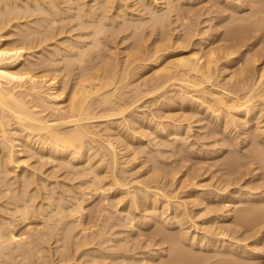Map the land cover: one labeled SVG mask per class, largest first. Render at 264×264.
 Here are the masks:
<instances>
[{
  "label": "bare ground",
  "instance_id": "bare-ground-1",
  "mask_svg": "<svg viewBox=\"0 0 264 264\" xmlns=\"http://www.w3.org/2000/svg\"><path fill=\"white\" fill-rule=\"evenodd\" d=\"M66 1H68V0H66ZM110 1V0H109ZM125 1V0H124ZM255 1V0H254ZM257 1V0H256ZM255 1V2H256ZM254 2V4L256 5V3H258V2H260L259 0L255 3ZM264 1H262V3H263ZM61 3H63V2H61ZM60 3V4H61ZM83 3H86V1L84 2H82L81 4L83 5ZM261 2L260 3H258V4H260L261 6H260V8H258L257 6H259L258 4L255 6V7H253V8H256L257 7V11L256 10H254V11H256L257 13L259 12L258 11V9L260 10L261 8H262V4ZM81 4H79V5H81ZM110 4V3H109ZM241 4V3H240ZM59 1L58 0H0V180H1V182L2 183H0V185H2V187H0V202H1V200L4 198L5 200H7L8 198V200L6 201V202H4V201H2V203H0V204H2L1 206H0V209L2 210V208L4 207H8V209H10V211L12 210V208H10L9 207V205H6V204H10V202H12L11 204H13V206H15V205H17V203H18V200H19V198H21L20 197V195L18 196H15V192L14 191H16V194L18 193L17 192V190H18V187H17V185L18 184H16V183H18L20 180H19V178H28V180H29V182L31 183V181H32V183L33 182H36V186H35V190L33 191V190H31L30 191V189L28 188V186H27V188L29 189V191H30V194H28V195H30V199L32 198L33 199V201H35V200H37L38 198L37 197H39L40 195H44V194H42V189L44 188L45 189V187H47L48 186V184L46 183V178H47V176H41L40 174H39V172L40 171H38L37 173H36V164H34V167L35 168H32V169H29V163H28V160H30V157H33V156H38L37 158H39L38 160H40V161H38V162H40V165L41 166H43L44 164H45V162H46V160H51L52 162H54V161H56L57 163H58V161L60 160L61 162L63 161V162H67V164L68 163H71V164H68V166L71 168V165H75L74 163H76L77 161L79 162V161H81V162H85L86 163V161L87 162H89L90 160L92 161L93 159H91V157L93 156L92 155V153L94 152H92V153H89L90 152V150H91V147H90V145H92V144H95L96 145V152H94V154H96L97 152L99 153H101V158L103 159V161H102V159H101V162H104V160H106L107 162H106V165L107 164H109V165H107V166H109V168H110V173L112 172V177H110L111 175L109 174V173H107V174H109V175H107V174H105V172H101L102 174H98V181H99V184H100V182H102V181H104V180H106L107 178H110L109 179V182H106V184H103L102 186H97L98 188H100L102 191H104V192H106L107 190H110V186H112V185H116L115 187H117L118 189H124V188H126V193H127V195L126 196H124L123 197V199H125L126 198V200H127V202H126V200H125V202H126V204H124V205H121V206H119V202L121 201L122 202V198H115V200H117V201H115V202H113V203H115L116 204V207H114L116 210H113V211H115V213L117 212V217H120V215H121V217L123 218V216H124V218L126 217V219H128V221H126V222H128V225H129V223L130 224H132V227H134L135 225H136V222L137 221H139V220H136V219H138V217H137V215H139V214H137V213H139V212H141L142 210H146V208L147 207H149V205H151V204H149V201L151 200L150 198H153L154 196H158V195H160L161 197L162 196H164V198L166 199V200H164V201H166L168 204H169V201H170V199L171 198H175V197H177V191L176 190H179V189H176V190H167V187L169 186L170 187V185L168 184V186L166 187V182H168V180L165 182V183H161L160 181H161V179H164V178H166L165 177V174L164 173H169V170H172L173 169V167H172V169L171 168H168L167 166H169L168 164H167V166H166V164H165V167L167 168V169H169L168 171L167 170H164V169H160V168H162V165L165 163H163V164H158L159 166H160V168L156 165V168L158 167L159 169H160V171H159V173H158V171H157V169L156 168H153V165H152V167H151V170H152V168L153 169H155V171H157L155 174L156 175H154L153 177L158 181L157 183H158V185H155V187H153V186H151V185H153V184H151V185H149V184H147V183H144V185H142V186H139V187H137L136 186V188H129L127 185H128V182H126V181H128V180H125L126 178H124V176H123V178H122V176L120 175V173H118L117 174V170H116V168H117V166L119 165V163H118V159L120 158L119 156H121V155H119V151H121V149L119 150L118 148H119V146L117 145V143L115 144V142L113 141L114 139H115V137L117 136V134H116V136H114V138L113 137H110V135H112V133L110 132V133H108L107 134V132H109V130L108 129H113V128H115V127H112V126H114V125H112V124H114L115 122V120H117V119H119V118H121V117H127L126 115H127V113H128V111H131L133 108H136L135 106H138L139 104L138 103H140L139 101L141 100V98L142 97H145V96H148V97H155V96H158V98H160V97H163V96H165V94H167V92H168V96H169V91L171 90V91H174L175 92V94H176V96H177V98L179 99L177 102H179V104H181V105H184V104H186L187 102H190L191 104L190 105H192V106H195V107H197L198 109H199V112H201L202 114H203V116H204V118L206 117V118H209V120H211L212 122H215V123H217L218 124V127L216 128V130L218 129L219 131H221V130H224L231 138H232V140H235V142L237 143V145L239 144H243V143H246V142H248V144H250L252 141H254V140H252V136L251 135H249L248 136V138H244V139H238V137H236V136H234V135H232V133H233V131L235 130V132L236 133H240V134H242L241 132L243 131V132H246V133H251V131H254V130H252L251 128H250V124H252L253 123V121H255V122H259L260 124H261V122H263L264 121V68H263V70H261V71H259L258 73H260V76H259V74L257 73V75L259 76L258 78L255 76L256 75V72H255V74L253 75V73L252 72H254V70H256V68H254L256 65H255V63L253 62V59H256V58H247V56L249 57V55L251 56V54H249V51L248 50H246V51H243L242 52V54L240 53V55H237V53L238 52H240L242 49H245L244 47H245V45L247 44V40L248 41H250V39H251V36L253 35H243V34H241V33H243V32H245V31H248L249 30V28L251 29H254L255 30V28L258 30V28L260 29V28H262L263 29V27H264V12H263V10H264V7H263V10H262V12H259V14H257V13H253V9H252V13L250 14L251 15V19H250V21H249V19H248V21L246 20L245 22H247L248 24H245V25H252V26H254V28L253 27H248V26H245L244 25V27H243V23L241 22V26L239 25V24H237V27H236V25H234L233 27H231L232 29H234L233 30V38L234 37H236V38H234V39H231L230 41L231 42H229V44H227L226 45V47H222V45H221V49H224L225 50V54H224V56H230L229 57V63H226V64H224L223 65V67H227L228 65H230V62L231 63H233L234 61H235V59H237V58H239L240 59V61H242V66H241V70H239V75H240V77L239 76H237V78H238V82H237V84H235L236 82H234V84H235V86L233 87L232 86V84H231V82H230V84H231V88H229L228 89V87H226L225 88V86L226 85H224V86H221L220 84H216V83H214V84H216V85H214V84H212L213 82L212 81H214V79H216L217 77H219V74H220V66L218 65L219 64V62H220V60L222 59V57H223V55H222V51L220 50V49H218V48H215V46H214V48H210L206 53V55H203V54H200V52H197L198 50H196V51H194L193 52V54H188V55H184V54H180V55H178V57L177 56H175V60H174V57L172 58V59H170L169 58V60L167 59V62H165V60L164 61H162L163 60V57L164 56H166V55H168L170 52H171V49L173 48H171L170 49V44L168 43V44H166L167 42L166 41H169L171 38H170V36H167L166 35V37H164V38H162V39H164V40H162L161 38V40L163 41V43L164 42H166V43H162V45H159L158 46V48H157V52L155 53V54H151V55H149V56H145L147 53H145L144 51H146V49H145V47H144V43H143V40H144V38L142 39V36H140L139 35V41H137V40H135L136 41V43L138 44L137 46H136V48H135V50L133 51L134 53H132V55H135V57H134V59H132L130 62H128V65L129 64H131L133 61L135 62L136 60H141V61H147V63L145 62V63H141L140 64V68H147L148 66H150V65H154V66H156V68H154V70H153V72L152 73H150V76H145L144 78V81H145V85H143L144 87L146 86V88H145V90H142L141 89V87H140V89L139 88H132L131 90H133V92L134 93H132V95L130 96V94L128 95V93L125 91V85H126V80H124L127 76H129L130 75V69L128 70V67H127V71L126 72H124V75H123V77H122V75L121 74H119L120 72L119 71H117L115 68H113V66L114 65H111V61H112V58H114L113 56H115L116 54H115V51L114 52H112L113 54H115V55H113L110 51L112 50V48L109 50H107V51H109L110 53H107V54H105L104 55V51L106 52V50H104L103 52H98L97 50H96V52L97 53H100L99 54V56L101 55V56H103V57H105V64H104V66L103 65H100V64H98L99 62H101V61H97L98 63L96 64L95 62H96V59H95V61L93 62V64L95 63V65H100L99 67L98 66H94L91 62H89V61H92L90 58H88L87 60H88V62L89 63H91L90 65H88V66H86L87 67V69L85 70V72L83 71V72H81L80 71V74H79V76L77 75V73H76V75H77V77L78 78H76L77 79V82H75V80H74V84H73V86L71 87V89L68 91V92H66L65 93V89H66V87L68 88V86H67V84L65 85V84H63L64 83V80L62 79L61 81L63 82L62 84H61V81H57L58 79H60V78H57V79H54V78H56L55 76H57L58 74H57V70H56V66L54 67L55 69H53V65H52V63H54V61L51 63L50 61L51 60H53L51 57H49V55H50V53L52 52L53 53V51H51V50H49L50 51V53H49V55L48 56H44V55H46V54H48L47 52H46V54H44L45 52H44V49L46 48L45 47V45H43L44 43H46L48 40L50 41L52 38H54L55 36H57V33H58V30H57V32H55L54 31V29H52V28H54V27H52L51 28V26H55V21H56V19H55V16L54 17H52L53 15H55L56 13V11H52V7L51 6H53V7H58L59 8ZM81 5V6H82ZM106 5H108V4H105V6ZM149 5V4H148ZM234 5V4H233ZM236 5V4H235ZM51 8H50V7ZM77 6V5H76ZM110 6V5H109ZM111 6H114V5H111ZM149 6H151V5H149ZM148 6V7H149ZM238 6V5H237ZM241 6V5H240ZM254 6V5H253ZM108 7V6H107ZM121 9L123 10H121V12H124L123 14L125 15V13H128V8L130 7V6H127V5H125V3H122L121 4ZM154 7V6H153ZM231 7V6H230ZM68 8V7H67ZM66 8V9H67ZM71 8H73V7H71ZM70 7L68 8V10L70 11V9H71ZM109 8V7H108ZM131 8V7H130ZM155 8V7H154ZM232 8V7H231ZM63 9V8H62ZM61 9V10H62ZM118 9V8H117ZM149 9V8H148ZM236 9V8H235ZM53 10H56V9H54L53 8ZM60 10V11H61ZM91 9H89V11H90ZM37 11L38 12H42L41 14H42V16H41V20L43 21H41L42 23H44V21L46 22L45 24H43L42 25V23L40 24V22H38L39 20L38 19H36V20H38L37 21V23H38V26L40 25V26H42V27H40L39 26V28L41 29H39L38 28V26H37V24H36V26L37 27H35V29H34V26L32 25V27H31V25L29 26V25H27V28L30 30H28L27 28H21V37L18 39L19 41H20V44H18V45H15V44H17L16 42H19L18 40L15 42V41H11V40H8L9 38V36H10V34L14 31V29L12 28L13 26H14V28H16V26H19V27H17L18 29L20 28V25H21V22L22 21H24V24H25V20H27V19H25V20H21V19H23V17L24 16H28L29 18H30V15H32V16H34V14L36 15L37 14ZM64 11V10H63ZM62 11V12H63ZM66 11V10H65ZM88 11V10H87ZM106 11H107V9H106ZM261 11V10H260ZM62 12H60V13H62ZM67 12V11H66ZM65 12V13H66ZM91 12V11H90ZM90 12H88L89 14H90ZM108 12V11H107ZM118 12H119V10H118ZM132 12V11H131ZM150 13V16H152V19L154 18L155 20H156V22L155 23H159V22H161V24L162 25H165V26H163V27H168V26H166V24H165V22L167 21L166 20V17H168V13L167 12H160L158 9H152L151 8V10L149 11ZM55 13V14H54ZM58 13H59V11H58ZM87 13V14H88ZM263 13V14H262ZM38 14H40V13H38ZM50 14H52V16L50 15ZM63 14H64V12H63ZM93 14V13H92ZM131 14V13H130ZM252 14H257V15H252ZM69 14H67V16H68ZM78 15V14H77ZM76 15V16H77ZM80 15L82 16V14H80L79 13V15H78V18L80 17ZM119 15H120V13H119ZM249 15V16H250ZM57 14H56V18H57ZM59 16H62V15H59ZM59 16H58V19H59ZM66 16V17H67ZM105 16H107L108 17V15H104V17ZM113 16H115V15H113ZM249 16H246L247 18H250ZM28 17H26V18H28ZM110 17V16H109ZM143 17V16H142ZM28 18V20L30 21L31 19H29ZM35 18H37V17H35ZM62 18H64V16L62 17ZM106 18V17H105ZM113 18V19H112ZM111 19L112 20H115L114 19V17H112ZM150 18V17H149ZM241 18V17H240ZM246 18V19H247ZM18 19H20L21 20V22L19 23V21H17ZM65 19V18H64ZM80 19V18H79ZM102 20V18H98V20ZM133 19V18H132ZM242 19V18H241ZM244 19V18H243ZM32 20H34V21H32V22H34V25H35V19H32ZM60 20V19H59ZM59 20H58V22H59ZM99 20V21H100ZM138 20H139V18H137V22H136V24L135 25H137V26H139L138 25ZM143 20V19H142ZM145 20H146V18H145ZM17 21V23L18 24H14V22H16ZM29 21H27L26 22V24L29 22ZM85 21H87V20H85ZM95 22V20L92 22L91 21V23L93 24V23H99L98 25H101L102 26V28H103V24L105 23H100V22H102V21H100V22ZM133 21H135V19L133 20ZM140 21V20H139ZM153 21V20H152ZM31 22V21H30ZM55 22V23H54ZM84 22V21H83ZM114 22V21H113ZM113 22H111V23H113ZM142 22V21H141ZM140 22V23H141ZM244 22V23H245ZM23 23V22H22ZM53 23H54V25H53ZM86 23V22H85ZM143 23H144V21H143ZM26 24H25V27H26ZM91 24V25H92ZM95 24H93L94 26V28H97V24L95 25ZM160 24V23H159ZM160 24V25H161ZM16 25V26H15ZM23 25V24H22ZM21 25V26H22ZM56 25H57V23H56ZM59 25V24H58ZM77 25H79V24H77ZM85 25V24H84ZM127 25H129V24H127ZM126 25V26H127ZM140 25H142V24H140ZM238 25H239V27H238ZM31 27V28H29V27ZM80 26V25H79ZM83 26V25H82ZM96 26V27H95ZM101 26H98V27H101ZM108 26H109V24H108ZM107 26V27H108ZM130 26V25H129ZM128 26V27H129ZM136 26V27H137ZM23 27V26H22ZM81 27V26H80ZM87 27V26H86ZM135 27V26H134ZM142 26H139V29L141 28ZM57 28V27H56ZM61 29H62V27H60ZM84 28V27H83ZM93 28V29H94ZM114 28H116V27H114ZM188 28V29H187ZM186 29H187V31L186 32H184L185 34H186V36L184 37L186 40H188V37H189V39H191L190 38V36L191 37H193V35H192V33H196V34H199V32H197V29H196V31H195V29H193L192 28V26L191 25H189V27H187ZM246 28H248L247 30H245ZM18 29H17V32H18ZM74 29V28H73ZM99 29V28H98ZM109 29V28H108ZM120 29V28H119ZM124 29V28H123ZM123 29H121V30H123ZM136 29H138V27L136 28ZM139 29H138V32H139ZM168 30H170L169 29V27L167 28ZM232 29H230V33L232 34ZM251 29V30H252ZM63 30V29H62ZM62 30H61V32H62ZM65 30V29H64ZM72 30V29H71ZM96 30V29H95ZM100 30L101 29H99V31L97 30L96 32H94V35H93V31L91 32V33H89L90 34V37H91V35H92V37L94 38V41H96L95 39H97L98 37H96L95 38V34L97 35L99 32H100ZM114 30V29H113ZM165 30V29H164ZM256 30V31H257ZM69 31V30H68ZM103 30H101V32H102ZM107 31V30H106ZM115 31V30H114ZM117 31H119V30H117ZM136 32H137V30H135ZM199 31V30H198ZM19 32H20V29H19ZM60 32V33H61ZM89 32V31H88ZM112 32V31H111ZM116 32V31H115ZM121 32V31H120ZM137 32V33H138ZM165 32V31H164ZM167 32V31H166ZM170 32H172L171 30H170ZM250 32V31H249ZM15 33H16V29H15V32H13L12 34L13 35H15ZM36 33H39V35H36ZM64 33V32H63ZM62 33V34H63ZM69 33H72V32H69ZM117 33V32H116ZM139 33H141V32H139ZM138 33V34H139ZM168 33V32H167ZM166 33V34H167ZM194 33V34H195ZM201 33V32H200ZM248 33V32H247ZM62 34H60V35H62ZM77 34V33H76ZM85 34V33H84ZM113 33H111L110 35H112ZM230 34V36H232ZM16 35H19V34H16ZM75 35V34H74ZM99 35V34H98ZM170 35H172V33L170 34ZM20 36V35H19ZM69 36V35H68ZM84 36V35H83ZM86 36V35H85ZM84 36V37H85ZM100 36V35H99ZM113 37L115 36V35H112ZM202 36H203V34H202ZM248 36H250V39H249V37ZM15 37V36H14ZM59 37V36H58ZM71 37H74V36H72L71 35ZM71 37H69L68 39H67V42H69V44H67V45H69L68 47H70L71 49L73 48L74 49V47H76V45L73 47V45H74V42H72V40H74V39H72ZM77 37V36H76ZM79 37H81V34H80V36ZM102 38H103V36H101ZM105 37V36H104ZM108 37V36H107ZM110 37V36H109ZM204 37V36H203ZM261 37V36H260ZM66 38V37H65ZM78 38V37H77ZM82 38V37H81ZM86 38H87V36H86ZM262 38V37H261ZM13 39V38H12ZM15 39H17V38H15ZM56 39H57V37H56ZM85 39V38H84ZM99 39H100V37H99ZM104 39H106V38H104ZM114 39V38H113ZM142 40V42H141V40ZM14 40V39H13ZM66 40V39H65ZM86 40V39H85ZM109 40H110V38H109ZM112 40V39H111ZM184 40V39H183ZM64 41V40H63ZM79 41V40H78ZM84 41V40H83ZM88 41V40H87ZM90 41H91V39H90ZM97 41H98V39H97ZM100 41H102L103 42V40L102 39H100ZM100 41H98L99 43H102V42H100ZM113 41V40H112ZM171 41V40H170ZM181 41H182V39H181ZM185 41V40H184ZM184 41H182V42H184ZM201 41H204V39L201 37ZM258 41V40H257ZM12 42H15L14 43V45H13V43ZM57 42V41H56ZM76 42V41H75ZM89 42V41H88ZM106 42V41H105ZM158 42V41H157ZM187 42V41H186ZM11 43V44H10ZM51 43V42H50ZM52 43H54V42H52ZM51 43V48H52V50H54L55 52H57L58 50H60L59 49V46H56L58 49H57V51H56V48H55V44L53 45ZM65 43V42H64ZM70 43H72V44H70ZM81 43V42H80ZM96 44L97 42H93V44ZM159 43V42H158ZM171 43V42H170ZM188 43V42H187ZM202 43V42H201ZM248 43H250V42H248ZM49 44V43H48ZM61 44H62V42H61ZM61 44H60V42H59V45L61 46ZM82 44V43H81ZM93 44L91 43V48L92 47H94L92 50H94V49H97V47H98V45H100V44H97V45H94L93 46ZM105 44V43H104ZM114 44V43H113ZM161 44V43H160ZM172 44H173V42H172ZM180 44H182V43H180ZM53 45V46H52ZM57 45V44H56ZM63 45V44H62ZM66 45V46H67ZM72 45V46H71ZM106 45V44H105ZM248 45V44H247ZM42 46H44L43 48H42ZM47 46V45H46ZM66 46H65V48H66ZM83 46V45H82ZM86 46H88V45H86ZM85 45L83 46V47H81V45H80V47H78L79 49V51H80V49L81 48H83V49H81V52H79V55L77 56V58L79 59V61L81 62V64H80V62L78 63L79 64V66L80 65H82V62H83V59H84V53L85 52H87L88 50V52L86 53L87 54V56L85 57V58H87V57H91L90 56V53L89 52H91V48H89L88 49V47H90V44H89V46L88 47H86ZM96 46V47H95ZM112 46V45H111ZM156 46H157V44H156ZM172 46V45H171ZM177 46V45H176ZM179 46V45H178ZM184 44L183 45H180V47L181 48H184ZM255 46V45H254ZM257 46V45H256ZM54 47V48H53ZM67 47V48H68ZM106 47H108V44L106 45ZM115 47V46H114ZM247 47V46H246ZM49 48V47H48ZM63 48H64V46H63ZM88 50H87V49ZM99 48H100V50L102 51V48L99 46ZM186 48V47H185ZM248 48V47H247ZM253 48V47H252ZM256 48V47H255ZM72 49V50H73ZM115 49V48H114ZM149 49H150V47H149ZM202 49V48H201ZM199 50V51H201V53H202V50ZM46 50V49H45ZM61 50H65V49H62L61 48ZM87 50V51H86ZM48 51V50H47ZM63 51H62V54H64L63 53ZM65 51H67V49L65 50ZM68 51H69V49H68ZM74 51H76V49L74 50ZM253 50L251 49V52H252ZM42 52V56H40V53ZM94 52V51H93ZM93 52L91 53V55H93ZM153 52V51H152ZM173 52V51H172ZM196 52V53H195ZM51 53V55L50 56H52L53 54ZM58 53V52H57ZM66 53V52H65ZM70 53L71 54H69V55H72V53L73 52H71V50H70ZM89 53V54H88ZM143 53H145L144 54V56H143ZM182 53H184V52H182ZM189 53H192V51L191 52H189ZM59 54V53H58ZM205 54V53H204ZM89 55V56H88ZM232 55V56H231ZM57 56V55H56ZM56 56H52V57H56ZM60 56V55H59ZM64 56V55H63ZM65 56H67V54L65 55ZM94 56H96V54H94ZM68 58H72V60H73V58L75 59V53H74V55H73V57L72 56H67ZM83 57V58H82ZM177 57V58H176ZM50 58H51V60H50ZM61 58V57H60ZM67 58V59H68ZM94 57H92V59H93ZM98 58V57H97ZM133 58V57H132ZM226 58V57H225ZM54 59H56V58H54ZM58 59V58H57ZM77 59V60H78ZM101 59V58H100ZM103 60L102 61H104V58H102ZM114 59H116V58H114ZM113 59V60H114ZM224 59V58H223ZM76 59H75V61H77ZM87 60H86V62H87ZM94 60V59H93ZM117 60V59H116ZM69 61V60H68ZM115 61V60H114ZM239 61V60H238ZM246 61V62H245ZM57 62V61H56ZM55 62V63H56ZM70 62V61H69ZM69 62L66 64L67 65V68H68V65H69ZM78 62V61H77ZM87 62V63H88ZM243 62H245L244 63V65H243ZM73 63V62H72ZM88 63V64H89ZM117 63H119V62H117ZM223 63V62H222ZM253 63H254V65H253ZM52 66H51V65ZM70 64H71V62H70ZM75 64V63H74ZM127 64V63H126ZM133 64V63H132ZM131 64V65H132ZM240 64V63H239ZM71 65H73V64H71ZM70 65V66H71ZM118 65V64H117ZM136 65V64H135ZM101 66H102V68H101ZM125 66V65H124ZM64 67V66H63ZM63 67H60V68H63ZM104 67V68H103ZM115 67V66H114ZM117 67V66H116ZM135 67V66H134ZM138 67V66H137ZM259 67H261V66H259ZM79 68V67H78ZM83 68V65L81 66V68H80V70H83L82 69ZM101 68V69H100ZM59 69V68H58ZM75 69H77V68H75ZM123 69V68H122ZM126 69V68H125ZM132 69V68H131ZM139 68H137V70H138ZM224 69V68H223ZM259 69V68H258ZM55 71V73L57 74V75H53V76H50V75H52L51 74V72L52 71ZM71 70L73 71L74 69H72L71 68ZM133 70V69H132ZM145 70V69H144ZM149 70V69H148ZM60 71V70H59ZM58 71V72H59ZM76 71V70H75ZM222 71V70H221ZM226 71V70H225ZM258 71V70H257ZM69 72H70V70H69ZM146 72V71H145ZM151 72V71H150ZM60 74V73H59ZM68 74V73H67ZM70 74V73H69ZM144 74V73H143ZM149 74V73H148ZM232 74V73H231ZM235 74V73H234ZM60 76V75H59ZM58 76V77H59ZM64 76H66V75H64ZM71 76V75H70ZM75 76V75H74ZM73 76V77H74ZM256 77V78H254V77ZM49 77V78H48ZM67 77H68V75H67ZM64 78V77H63ZM69 78V77H68ZM127 79V78H126ZM218 79V78H217ZM229 79V78H228ZM53 80H55V81H53ZM69 80V79H68ZM234 80V79H233ZM129 81V80H128ZM226 81V80H225ZM231 81V80H230ZM221 82H224V81H221ZM220 82V83H221ZM144 83V82H143ZM225 84L226 83H228L227 81L226 82H224ZM233 83V82H232ZM66 86V87H65ZM128 86V85H127ZM142 86V87H143ZM133 87V86H132ZM65 88V89H64ZM141 90V91H140ZM142 91H145L143 94H141L142 93ZM170 91V92H171ZM127 93V94H126ZM68 95V96H66L65 97V95ZM125 94L126 95H128V97L127 96H125ZM172 95V94H171ZM174 96V95H173ZM172 97V96H171ZM157 98V97H156ZM148 99V98H147ZM154 100H156V99H154ZM161 100V99H160ZM167 100V99H166ZM172 100V99H171ZM175 100H177V99H175ZM156 101H158V100H156ZM148 102H150V101H148ZM167 102V101H166ZM164 103V102H163ZM171 103V102H170ZM169 104V103H168ZM177 104V103H176ZM151 105V104H150ZM163 105H165V104H163ZM163 105H162V107H163ZM178 105V104H177ZM189 105V104H188ZM141 106V105H140ZM170 106V105H169ZM152 107V106H151ZM150 107V108H151ZM180 107V106H179ZM142 108V107H141ZM154 108V107H153ZM149 109V108H148ZM157 109H158V107H157ZM162 109V108H161ZM198 109H196V110H198ZM136 111V110H135ZM139 111V110H138ZM144 111V110H143ZM155 111V110H154ZM153 111V112H154ZM157 111H159V110H157ZM165 111V110H164ZM177 111V110H176ZM153 112L151 111V113L153 114ZM161 112V111H160ZM166 112V111H165ZM196 112H198V111H196ZM195 112V113H196ZM145 113V112H144ZM175 113V112H174ZM193 113H194V111H193ZM152 114H150V117H151V115ZM164 114V113H163ZM168 114V113H167ZM170 114V113H169ZM181 114V113H180ZM149 115V114H148ZM154 115V114H153ZM157 115V114H156ZM155 115V116H156ZM191 115V114H190ZM195 115H197V113L195 114ZM128 116H131V115H128ZM136 116V115H135ZM155 116H154V118H155ZM158 116V115H157ZM156 116V117H157ZM164 116V115H163ZM186 116V115H185ZM184 116V117H185ZM188 116V115H187ZM200 116V115H199ZM138 117V116H137ZM143 117V116H142ZM141 117V118H142ZM158 117H161V116H158ZM166 114H165V116H164V118L166 119ZM183 117V116H182ZM140 118V119H141ZM146 118H147V116H146ZM145 118V119H146ZM169 119L171 118V115H170V117H168ZM180 117L178 116V119H179ZM204 118H202V119H204ZM129 119H130V117H129ZM139 119V118H138ZM137 119V120H138ZM144 119V120H145ZM148 119H149V117H148ZM147 119V120H148ZM162 119V118H161ZM172 119V120H171ZM170 119V121H168V122H166L165 124H163V122L162 123H159L160 124V126H155V128H154V131H159V133H166L165 135H167L168 136V138L169 139H176L175 141H180L179 140V138H182L183 137V135L186 133L187 134V132H189L190 131V129H191V127H187L188 125H185V123L183 124V123H180L181 121H178V123H177V119H173V117ZM185 119V118H184ZM199 119V118H198ZM201 119V120H202ZM100 120H102V121H106L107 122V124L108 125H106L107 126V132H106V136H104L102 133L100 134V129H98V125L95 123V122H97V121H100ZM130 120H132V118L130 119ZM188 120V119H187ZM200 120V119H199ZM235 120H237V124L235 123L236 121ZM151 121H153V120H151ZM157 121H160V119L159 120H157ZM157 121H156V123H157ZM182 121H183V118H182ZM185 122H186V120H184ZM219 121V122H218ZM101 122V121H100ZM114 122V123H113ZM150 122V121H149ZM161 122V121H160ZM189 122V121H188ZM209 122V121H208ZM123 123V122H122ZM133 123V122H132ZM136 123V121L134 122V124ZM156 123H155V125H156ZM225 123V124H224ZM231 123H232V125H231ZM235 123V124H234ZM264 123V122H263ZM99 124V123H98ZM105 124V123H104ZM117 124V123H116ZM221 124V125H220ZM223 124L224 125H226L225 126V128L223 127ZM234 124V125H233ZM127 125V124H126ZM152 125V124H151ZM257 126H258V124H256ZM101 126V125H100ZM121 126V125H120ZM192 126V125H191ZM261 126V125H260ZM262 126H263V124H262ZM124 127V126H123ZM126 127V126H125ZM139 127L141 128V126H138L137 128L139 129ZM149 127V126H148ZM101 128V127H100ZM104 128V127H103ZM119 128V127H118ZM128 128V127H127ZM173 128V129H172ZM215 128V127H214ZM213 128V129H214ZM260 128V127H259ZM117 129V128H116ZM122 130H124L123 128H121ZM168 129H172V130H168ZM255 129V128H254ZM257 129H258V127H257ZM256 129V131L257 132H255L254 134L257 136V137H261V134H264V133H261V132H264V127H262V129L260 128V129H258L257 130ZM126 130V129H125ZM128 130V129H127ZM141 130H142V128H141ZM149 130V129H148ZM147 130V131H148ZM114 131V130H113ZM117 131H119V130H117ZM116 131V132H117ZM132 131V130H131ZM140 131V130H139ZM146 131V130H145ZM102 132V131H101ZM127 132V131H126ZM150 132V131H149ZM148 132V133H149ZM105 133V132H104ZM121 133V132H120ZM131 133V132H130ZM134 133V132H133ZM136 133V132H135ZM139 133H141V131L139 132ZM235 133V134H236ZM261 133V134H260ZM126 136H127V134L126 133H124ZM122 135L123 137H121L119 134V136H120V138H122L121 140H122V142H123V138L125 137V135ZM145 134H147V133H145ZM231 134V135H230ZM144 135V133L141 135V136H143ZM150 135V134H149ZM154 135V134H153ZM119 136H117L118 138H119ZM128 136H130L129 134H128ZM135 136V135H134ZM148 136V135H147ZM164 136V135H163ZM195 136V135H194ZM246 136V135H245ZM150 137H151V135H150ZM188 137H191V136H188ZM262 137H264V136H262ZM262 137H261V139H260V141L262 140ZM126 138V137H125ZM127 138H129V137H127ZM131 138V137H130ZM132 139V138H131ZM139 139V138H138ZM149 139V138H148ZM152 139V138H151ZM154 139V138H153ZM165 139V138H164ZM183 139V138H182ZM187 139V138H186ZM254 139V138H253ZM126 140V139H125ZM124 140V142L126 143L127 142V140L125 141ZM134 140V139H133ZM133 140H131V142L133 141ZM189 140V139H188ZM228 140V139H227ZM252 140V141H251ZM264 140V139H263ZM119 141V140H118ZM148 141V140H147ZM152 141V140H151ZM174 141V140H173ZM182 141V140H181ZM184 141V140H183ZM123 142V143H124ZM128 142H130V141H128ZM127 142V145L129 144ZM131 142H130V146H132L133 144H131ZM227 142V141H226ZM230 142V141H229ZM262 142V141H261ZM176 143V142H175ZM183 143V142H182ZM187 143V142H186ZM224 143V142H223ZM255 143V145L253 144V146H254V149H249L248 151H244L243 152V150H241L242 148H240V150H234L233 149V151H236L235 152V154H232L231 155V157H229L230 156V152H228V153H230L229 155H228V157L230 158H228L227 156V158L229 159V166H230V172H227V173H229V174H227L228 175V177L227 178H225L224 179V184L222 185V187H220V186H218V187H216V184H215V187L213 188L212 187V189L211 188H209V187H211V186H209V187H207V189H204V184L206 183H203V182H194L192 179H190V180H192L193 182H194V187L190 190V192H189V194H188V196H190V197H192L193 198V200L195 201V197H196V201H195V203L196 204H200V201H202V202H206L207 204V206H205V208L206 207H209V209H211L212 211H215V214L216 213H218V211H220V203H222V202H225L226 203V206H227V209L225 210V214H224V216H225V218H228V217H231V215H232V217H234L235 216V218H238V219H236V221H237V224H235V226L234 227H236L237 228V230L238 229H240V228H244L245 227V229H247V230H251V231H254V232H252V235H255V236H257V240H259V241H257V246H260L261 245V247H258V248H248V242L245 244L244 243V241H243V239H242V241H243V243L245 244H243V245H241L238 241H240V237L241 236H239V235H234V234H237L236 232H234V231H236V230H234L235 228H233L232 229V226H230L231 228H228V226L227 227H224V230H223V228L222 227H220L222 230L221 231H223V232H221V234H220V232H218V231H216V230H219V229H216L215 231L212 229V225H214V223L213 222H211V223H213V224H208V222H207V226L205 225V221H200V223L201 224H199L198 225V223H197V226H195V224L193 225V227H194V230L191 232V234L189 233V236H187V233H188V231H187V229L186 228H189V226L187 225V223H188V221L190 220V219H192V217H190L189 218V213H186V211L188 210H186L185 211V209H183V208H180L181 206L180 205H182L183 204V202L182 201H178V202H176V204H178V206H177V209H175L174 211V215L172 214H167L165 217H164V219H166L167 220V222L168 221H172V223H176V224H178V226L177 227H179V228H181V229H179V228H177V229H179L180 231V233L182 234H178V233H173L174 234V237H173V235H172V237H170V238H167L168 236L167 235H170L171 233H166V230H165V228H163V230H165V232L163 231H160L161 230V228H162V226H161V228H160V232L159 233H163V235H164V233L165 234H167L166 236L167 237H165V235H164V237H165V239H167L166 241L168 242V241H173V243L172 244H175V243H177V245L178 244H180V245H178V247L179 246H182L181 244H182V242H183V244H184V242L186 241V240H190V244L189 245H187L186 247H188V248H193V251L195 250H197L195 253L194 252H192L191 250H183L184 248V246H182V248H181V250L179 249H177L178 247L176 246V244H175V246L177 247H175L176 248V250H178L177 252L175 251V248L173 247V245L172 244H169V245H172V247L174 248V253H172V254H174L173 255V257H172V254L171 255H169V256H171V258L170 257H167V255H166V257H167V259H171V260H167V259H165L166 257H164V259L165 260H163V261H165V262H167L166 264H204V263H207V262H205L206 260L205 259H207L206 257L208 256L209 257V255H207L208 253H205V251H204V253L207 255H205L204 254V257H205V259H203L204 257H203V250H205V249H209L210 247H214L215 248V251L213 250V249H211V250H213L214 252H218V253H215V255H217V256H215V255H212L210 258L211 259H215V258H217L218 256H220V259H219V257H218V260H221V261H218L217 259L216 260H214V264L216 263L215 261H217L218 262V264L220 263V262H222L221 264H259V262L261 261V259H262V254H263V252H264V246H263V244H261V241H260V238H262V236L264 235L263 233H264V228L262 229L261 227L263 226L262 224H263V222H264V190L263 191H257L258 190V188H260V186H255V187H257V190H255L256 188L254 187V185H249L248 187H246V186H244L243 187V185H242V180L245 178L244 176H245V174L246 173H248V172H251L252 170H251V167H250V165H257V164H259V166H256L255 168H254V171H255V169H257L258 170V168L259 167H261V168H263V170H264V147L263 148H261L262 147V145L264 146V142L263 143H260L259 144V142H257L258 143V145L259 146H257L256 144V142H254ZM121 144V143H120ZM145 144V143H144ZM147 144V143H146ZM150 144V143H149ZM160 144V143H159ZM176 144H178L179 145V143H176ZM185 144V143H184ZM184 144H181V145H183L184 146ZM222 144V143H221ZM228 144V143H227ZM232 144V143H231ZM148 145V144H147ZM234 145V144H233ZM236 145V144H235ZM234 145V146H235ZM244 145V144H243ZM251 145V144H250ZM93 146V145H92ZM123 146V145H122ZM154 146V145H153ZM156 146V145H155ZM165 146V145H164ZM222 146V145H221ZM224 146V145H223ZM227 146V145H226ZM226 146H224V147H226ZM230 146V145H229ZM228 146V147H229ZM232 146V145H231ZM246 146V145H245ZM257 146V147H256ZM261 146V147H260ZM88 147H90V149H89V152H88ZM121 147V146H120ZM124 147V146H123ZM128 147V146H127ZM179 147V146H178ZM233 147V146H232ZM258 147H260V148H258ZM125 148V147H124ZM123 148V149H124ZM145 148V147H144ZM147 148V147H146ZM145 148V149H146ZM155 148V147H154ZM177 148V147H176ZM192 148H193V146H192ZM197 148V147H196ZM235 148V147H234ZM238 148V147H237ZM95 149V148H94ZM148 149V148H147ZM245 149V148H244ZM246 149H247V146H246ZM186 150V149H185ZM231 150V149H230ZM124 151V150H123ZM145 151V150H144ZM149 151V150H148ZM152 151V150H151ZM156 151V150H155ZM220 152H221V149L219 150ZM240 151H242V153L240 152ZM147 152V151H146ZM162 151H160V153H161ZM164 152V151H163ZM187 152V151H186ZM185 152V153H186ZM191 152V151H190ZM215 152V151H214ZM238 152V153H237ZM125 153V152H124ZM149 153V152H148ZM219 153V152H218ZM225 153V152H224ZM162 154V153H161ZM187 154V153H186ZM189 154V153H188ZM209 154V153H208ZM215 154V153H214ZM220 154V153H219ZM152 155H154V152H153V154ZM191 155V154H190ZM234 155V156H233ZM97 156V155H96ZM214 156V155H213ZM222 156V155H221ZM94 157V156H93ZM92 157V158H93ZM100 157L98 158V159H100ZM125 157V156H124ZM133 157V156H132ZM149 157H150V155H149ZM158 157V156H157ZM156 157V155L154 156V158L156 159L157 158ZM160 157V156H159ZM186 157V156H185ZM190 157V156H189ZM153 158V159H154ZM219 158V157H218ZM220 158H223L224 159V157H220ZM219 158V159H220ZM32 159V158H31ZM150 159V158H149ZM148 159V160H149ZM186 159H187V157H186ZM189 159V158H188ZM54 160V161H53ZM123 160V159H122ZM127 160V159H126ZM158 160V159H157ZM206 160V159H205ZM221 160V159H220ZM226 160V159H225ZM90 161V162H91ZM129 161V160H128ZM159 161V160H158ZM218 161V160H217ZM224 161V160H223ZM29 162H31V161H29ZM37 162V163H38ZM51 162V163H52ZM89 162V163H90ZM98 162H100V160L98 161ZM100 162V163H101ZM153 162V161H152ZM156 161L154 160V163H155ZM47 163H48V161H47ZM89 163H88V165H89ZM94 163V162H93ZM153 163V164H154ZM157 163V162H156ZM213 163V162H212ZM223 163V162H222ZM226 163V162H225ZM33 164H31L30 163V167H33ZM39 164V163H38ZM49 164V163H48ZM47 164V165H48ZM54 164H55V162H54ZM53 164V165H54ZM59 164H60V166L62 165L60 162H59ZM64 165L63 166H65L66 164L65 163H63ZM81 164V163H80ZM79 163H78V165H76V169H77V167L80 165ZM105 164V163H104ZM103 164V165H104ZM122 164V163H121ZM126 164V163H125ZM56 165V164H55ZM53 166V167H56V166ZM86 165V164H85ZM96 164H94L93 165V168H91V169H94L96 166H95ZM97 165H101V167H102V164H97ZM211 165V164H210ZM222 165V164H221ZM37 166H39V165H37ZM41 166H39L40 168H41ZM52 166V165H51ZM81 166V165H80ZM79 166V167H80ZM92 166V165H91ZM122 166H124V165H122ZM128 166V165H127ZM155 166V165H154ZM45 167V166H44ZM52 167V168H53ZM69 167H67V165H66V167L65 168H69ZM75 166H72V169L74 168ZM82 167H83V164H82V166H81V169H82ZM89 167H90V165H89ZM100 167V168H101ZM120 167V166H119ZM163 167H164V165H163ZM164 167V168H165ZM170 167V166H169ZM176 167V166H175ZM174 167V168H175ZM196 167V166H195ZM58 168H60L59 167V165H58ZM62 168V167H61ZM69 168V169H70ZM87 168V167H86ZM122 168V167H121ZM119 169L120 171L122 170V169ZM196 168H199V167H196ZM202 168V167H201ZM207 168V167H206ZM39 169V168H38ZM53 169H56V168H53ZM90 169V168H89ZM102 169V168H101ZM108 169V168H107ZM180 169V168H179ZM192 169V168H191ZM190 169V170H191ZM226 169V168H225ZM49 170V169H48ZM47 170V171H48ZM83 170V169H82ZM95 170H97V169H95ZM124 171H125V169H123ZM127 170V169H126ZM129 170V169H128ZM132 170V169H131ZM199 169H197V171H198ZM227 170V169H226ZM251 170V171H250ZM256 170V171H257ZM57 171H58V169H57ZM73 171V170H72ZM72 171L70 170V171H68V175H69V172H71L72 173ZM75 171V170H74ZM81 171V170H80ZM84 171V170H83ZM83 171L81 172L82 174H84L83 173ZM85 171H87V169L85 170ZM93 171V170H92ZM99 171V170H98ZM101 171V170H100ZM135 171V170H134ZM152 171H154V170H152ZM167 171V172H166ZM173 172H174V170H172ZM188 171H189V169H188ZM195 172H196V169L194 170ZM194 171H192V175H193V179H196L197 178V176H200L201 174L199 173V172H197V173H193ZM203 171V170H202ZM261 171V170H260ZM20 172H23V174H25V175H23V176H21V174H20ZM54 172H56V171H53V172H51V173H54ZM77 172H79V169L77 170ZM77 172H76V174H77ZM90 172L91 171H89L88 172V174H90ZM93 172H95V171H93ZM123 172V171H122ZM129 172V171H128ZM173 172L171 173V174H173ZM205 172V171H204ZM259 172V171H258ZM264 172V171H263ZM18 173H19V175L21 176V177H17V175H18ZM41 174H42V172H40ZM74 173V172H73ZM72 173V174H73ZM87 173V172H86ZM127 173V172H126ZM134 173V172H133ZM188 173H190V172H188ZM200 175H199V174ZM203 173V172H202ZM226 173V172H225ZM255 173V172H254ZM37 174H39L40 176H41V178L39 177V179H40V181H39V183H37L38 182V177H37ZM44 174V173H43ZM45 174H46V172H45ZM47 174H48V172H47ZM56 174V173H55ZM198 174V175H197ZM249 174V173H248ZM49 175V174H48ZM52 175V174H51ZM71 175V174H70ZM74 175V174H73ZM93 175V174H92ZM96 175H97V172H96ZM100 175V176H99ZM126 175V174H125ZM134 175V174H133ZM168 175V174H167ZM203 175V174H202ZM201 175V176H202ZM255 175V174H254ZM260 175H261V173H260ZM263 175H264V173H263ZM53 176H55V175H53ZM67 176V175H66ZM77 176V175H76ZM88 176V175H87ZM95 176V175H94ZM175 176H176V174H175ZM186 176H188L187 174H186ZM49 177V176H48ZM51 177V176H50ZM49 177V178H50ZM153 177H151L150 176V178H152L153 179ZM170 177H171V175H170ZM172 177H174V176H172ZM171 177V178H172ZM185 177V176H184ZM188 177H190V176H188ZM53 178V177H52ZM51 178V179H52ZM67 178V177H66ZM130 178H131V176H130ZM170 178V179H171ZM175 178V177H174ZM173 178V179H174ZM177 178V177H176ZM191 178V177H190ZM139 179V178H138ZM186 179V178H185ZM264 179V178H263ZM22 180V179H21ZM27 179L26 180H23V181H28ZM66 180V179H65ZM94 182H96V179L94 178ZM136 180V179H135ZM133 181V182H136V181ZM141 180L142 179H140L139 181L141 182ZM183 180V179H182ZM189 180V179H188ZM187 180V181H188ZM251 180V179H250ZM48 181V180H47ZM57 180H55V182H56ZM63 181V180H62ZM85 181H87V180H85ZM85 181H83L84 183H85ZM138 181V180H137ZM151 181V180H150ZM163 181V180H162ZM174 181V180H173ZM186 181V180H185ZM255 181V180H254ZM259 181V180H258ZM263 181V180H262ZM22 182V181H21ZM20 182V183H21ZM29 182L27 183V185L29 184ZM54 182V183H55ZM58 183L60 182L59 180L57 181ZM56 182V183H57ZM83 182H81V183H83ZM90 182V181H89ZM132 181H130L129 180V183H131ZM144 182H147V181H144ZM154 182H155V180H154ZM154 182H152V183H154ZM188 182H190V181H188ZM260 182V181H259ZM53 183V182H52ZM56 183H55V188H56V190H57V188L58 187H56ZM74 183V182H73ZM138 183V182H137ZM151 183V182H150ZM161 185H160V184ZM173 182H171L170 184H172ZM182 183V182H181ZM183 183H184V187H187V186H185V182L183 181ZM187 183V182H186ZM209 184H210V182H208ZM246 183V182H245ZM254 183V182H253ZM22 184H23V186L21 185V187L22 188H24L25 186V184L22 182ZM33 184H35V183H33ZM45 184H47V186H45ZM50 184H51V182H50ZM61 184L62 185H64L65 184V182H64V184L61 182ZM60 184V185H61ZM92 184H94L93 182H92ZM163 184V185H162ZM191 184V183H190ZM207 184V183H206ZM256 184H258V183H256ZM59 185V184H58ZM62 185H61V187H62ZM66 185L67 184H65V187H66ZM69 185H70V183H69ZM83 185L84 184H82V187H83ZM86 185V184H85ZM90 185V184H89ZM96 185V184H95ZM101 185V184H100ZM140 185V184H139ZM188 185V184H187ZM192 185V184H191ZM211 185V184H210ZM236 185V186H235ZM237 185L239 186V187H237ZM260 185V184H259ZM264 185V184H263ZM30 186H32V185H30ZM29 186V187H30ZM45 186V187H44ZM50 186V185H49ZM52 186V185H51ZM50 186V187H51ZM68 186V185H67ZM75 186V185H74ZM86 186H88V185H86ZM94 186V185H93ZM92 186V187H93ZM109 186V187H108ZM132 186V185H131ZM255 188H253V187ZM49 187V188H50ZM71 187H73L72 185L69 187L68 186V188H69V190L70 189H72ZM89 187V186H88ZM96 187V186H95ZM94 187V188H95ZM135 187V186H134ZM172 187V186H171ZM175 187V186H174ZM183 187V190L185 189ZM235 187H237L236 189H235ZM26 188V187H25ZM26 188V189H27ZM55 188H53V189H50L51 191H48L47 193H46V195L45 196H47L50 192H53L52 190H54ZM78 188V187H77ZM81 188V187H80ZM153 188H155V189H153ZM191 188V187H190ZM19 189H21L20 187H19ZM46 189H48V187L46 188ZM67 189V188H66ZM82 190H84L83 188H81ZM96 189V188H95ZM113 189V188H112ZM58 190H61V189H59L58 188ZM68 189H67V191H66V193L69 191ZM72 190H74V187H73V189ZM76 190V189H75ZM86 190V189H85ZM24 191V189L23 190H21V192H23ZM29 191H28V193H29ZM44 191V190H43ZM47 191V190H46ZM91 191V190H90ZM93 191H94V189H93ZM96 191H98V190H96ZM101 191V192H102ZM26 191H24V194L26 195V193H25ZM63 192V191H62ZM62 192H59V193H62ZM79 192H81V191H79ZM78 192V194H79V197L81 198V195H80V193ZM87 190H86V192H83V193H85V194H83V195H86L87 194ZM56 193V191L54 192V193H50L51 195H49V196H51V198L54 196L53 194H55ZM58 193V192H57ZM58 193V194H59ZM72 193V192H71ZM70 193V194H71ZM75 193V192H74ZM108 193V192H107ZM106 193V194H107ZM124 193V192H123ZM24 194H22L21 196L23 197V196H25ZM68 194H69V192H68ZM68 194L66 195V196H68ZM77 194V193H76ZM94 194V193H93ZM102 194V193H101ZM122 194V193H121ZM120 194V195H121ZM60 195V194H59ZM59 195H56V196H59ZM62 195V194H61ZM64 195V194H63ZM62 195V196H63ZM74 195V194H73ZM82 195V196H83ZM90 195V194H89ZM103 195H104V193H103ZM180 195V194H179ZM8 198H7V197ZM27 196V195H26ZM49 196H47V197H49ZM62 196H61V198H62ZM65 196V195H64ZM63 196V197H64ZM70 196V195H69ZM68 196V198L70 199V197ZM75 196V195H74ZM91 196V195H90ZM99 196H100V194H99ZM102 196V195H101ZM105 196V195H104ZM103 196V197H104ZM29 197V196H28ZM41 197H43V199L44 198H46V197H44V196H41ZM41 197H40V199H41ZM55 197V196H54ZM76 197V196H75ZM84 197V196H83ZM87 197H88V195H87ZM102 197V198H103ZM117 197V196H116ZM181 197V196H180ZM185 197V196H184ZM190 197H189V199H190ZM7 198V199H6ZM10 198L12 199V200H15V201H12V200H10ZM25 199H26V197H24ZM37 198V199H36ZM51 198H50V200H51ZM58 198V197H57ZM60 198V199H61ZM65 198V197H64ZM67 198V200H69ZM78 199V196H77V199L79 200H77L76 202H77V207L78 206H81V204L83 203V201H85L84 199ZM86 198V197H85ZM104 198H107V197H104ZM110 198V197H109ZM156 198V197H155ZM154 198V199H155ZM18 199V200H17ZM22 199V201L24 200L23 198H21ZM29 199V198H28ZM30 199L28 200V201H30ZM32 199H31V201H32ZM35 199V200H34ZM46 199H48L49 200V198H46ZM45 199V200H46ZM55 199V198H54ZM60 199H59V201H60ZM66 199V198H65ZM64 199V201H62L63 199H61V201L64 203L65 201L66 202H70V201H67V200H65ZM113 199V198H112ZM158 199H159V197H158ZM158 199H156L157 201H158ZM188 199V200H189ZM47 200V201H48ZM89 200V199H88ZM107 200V199H106ZM109 200V199H108ZM153 200V199H152ZM155 200V201H156ZM161 200V199H160ZM175 200V199H174ZM183 200V199H182ZM20 201V200H19ZM38 201V200H37ZM57 201V199L55 200V202ZM60 201V202H61ZM74 201V200H73ZM73 201H71V202H73ZM111 201H113V200H111ZM154 201V200H153ZM152 201V202H153ZM9 202V203H8ZM16 203V204H14V203ZM23 202H27V200H24ZM22 202V203H23ZM36 202V201H35ZM43 202V201H42ZM54 201L52 202L53 204V208H54V206H55V203ZM86 202V201H85ZM102 202V201H101ZM110 202V201H109ZM172 202H174V201H172ZM186 201H184V203H185ZM191 202V201H190ZM189 202V203H190ZM193 202V201H192ZM201 202V203H202ZM6 203V204H5ZM21 203V201L19 202V204L15 207V209H16V213L14 212L15 210H12L13 212H14V215L15 214H17V212L19 211V213H23L22 214V216H20V217H23V215H24V219H25V216L27 215H30V217L29 218H31L32 219V217L33 216H35L34 215V213H36V210H34V211H32V212H30V208L32 209V208H34L33 206H31L32 205V203L30 202V205H25V203H24V205L23 204H20ZM28 203V202H27ZM38 202H36L35 204H37ZM46 203V202H45ZM50 203H51V201H50ZM59 203V202H58ZM75 203V202H74ZM104 203H105V200H104ZM154 203V202H153ZM158 203V202H157ZM175 203V202H174ZM224 203V204H225ZM241 203H243L244 205H241ZM11 204H10V206H11ZM40 204H41V202H40ZM39 204V205H40ZM43 204V203H42ZM47 204V203H46ZM48 204H49V201H48ZM62 204V203H61ZM101 204V203H100ZM99 204V206H101V205H103V204H101L100 205ZM121 204V203H120ZM167 204V205H168ZM187 204V203H186ZM204 204V203H203ZM34 205V204H33ZM38 205V206H39ZM60 205V204H59ZM67 205H68V203H67ZM74 206H75V204H73ZM83 205V204H82ZM105 205V204H104ZM165 205V204H164ZM184 205V204H183ZM182 205V206H183ZM195 205V204H194ZM3 206V207H2ZM34 206H36V205H34ZM48 206V205H47ZM57 206V205H56ZM55 206V207H56ZM61 206H63V204L61 205ZM60 206V207H61ZM66 206V205H65ZM65 206H64V209H65ZM112 206V205H111ZM157 206V204H156V202H155V204H153L151 207H156ZM171 206V205H170ZM180 206V207H179ZM193 206V205H192ZM196 206V205H195ZM220 206V207H219ZM12 207V206H11ZM43 207V210H44V205L42 206ZM45 207H46V205H45ZM50 206H48V208H49ZM60 207H58V208H60ZM66 207H68V206H66ZM76 207V208H77ZM98 207V206H97ZM107 207V206H106ZM113 207V206H112ZM111 207V208H112ZM175 207V206H174ZM183 207H185V205L183 206ZM188 207V206H187ZM186 207V208H187ZM4 208H3V211H1V212H3L2 213V215L4 214ZM36 208V207H35ZM34 208V209H35ZM57 208V207H56ZM62 208V207H61ZM69 208V207H68ZM71 208V209H70ZM68 210H71L70 212H72V206L70 207ZM75 208V207H74ZM74 208H73V210H74ZM81 209H82V206L80 207ZM110 208V209H111ZM166 208H170V207H166ZM165 207H164V209H165V211L167 210ZM189 208V207H188ZM193 208V207H192ZM196 208V207H195ZM36 209H38V208H36ZM40 209V208H39ZM38 209V210H39ZM50 209V208H49ZM67 209V208H66ZM65 209V210H66ZM149 209V208H148ZM157 209V208H156ZM173 209V208H172ZM204 209V208H203ZM6 210V209H5ZM37 210V211H38ZM46 210H48V209H46ZM54 210H56V209H54ZM76 210V209H75ZM78 210V209H77ZM82 210H84V208L82 209ZM81 210V211H82ZM96 210V209H95ZM162 210V209H161ZM169 210V209H168ZM191 210V209H190ZM190 210H188V212L190 211ZM11 211V212H12ZM59 211V210H58ZM60 211H63V208L60 210ZM67 211V210H66ZM65 211V212H66ZM80 211V212H81ZM97 211V210H96ZM101 211V210H100ZM109 211V210H108ZM149 211H150V209H149ZM158 211V210H157ZM156 211V212H157ZM165 211H163V213L165 212ZM193 211V210H192ZM192 211H191V213H192ZM207 211V210H206ZM205 211V212H206ZM0 212V213H1ZM12 212V213H13ZM40 212H42L43 213V211H41V209H40ZM52 214H50V213H48L52 218L54 217L55 218V215H54V213L53 212H55V211H53V209H51V211H50ZM65 212H63V214L65 213ZM68 212V211H67ZM65 213V214H72V213ZM78 213H79V210L77 211ZM99 212V211H98ZM105 212V211H104ZM103 212V213H104ZM9 213V210L7 211V214ZM12 213H10L9 215L11 216L12 215ZM40 214L41 216V219H42V215L45 213H43V214ZM55 213H57V212H55ZM74 213H75V211H74ZM78 213H75L76 214V216L78 215ZM114 213V215L116 216V214ZM151 213H152V210H151ZM172 213V212H171ZM198 213H201V212H198ZM198 213H196V215L198 216ZM206 213H208V212H206ZM212 213V212H211ZM6 214V213H5ZM6 214V215H7ZM26 214V215H25ZM37 214H38V212H37ZM62 214V212H61V215H63ZM63 215V216H66V215ZM94 214H96V212L94 211ZM98 214V213H97ZM155 214V213H154ZM153 214V215H154ZM202 214H204V213H201L200 215L202 216ZM220 214H222V213H220ZM1 214H0V264H11V261H10V259L12 258V259H14V262H16L15 261V258L17 259L18 257H19V260H20V254H18L17 255V253H16V251H18V249H20V250H24V251H26L25 253L24 252H22L21 253V251L19 250V252L21 253V254H26V256L29 258L30 257V255H33L34 256V254H35V256L34 257H36V254L37 253H41V255H42V250L44 249V247H45V242L47 243V242H49V241H47L48 239H50L52 236L54 237V235H57V234H59V233H57V231L55 232L54 230H50V226H48V229L47 230H49V231H46V230H43L42 228H40V229H42V231H45L44 233H46V234H44V233H42L40 230H39V232H41V235H45V236H43V237H40L39 235H38V237H31L30 238V236L32 235V234H30L31 232H32V230H31V232L30 233H28L29 231H30V229H31V227H29L30 229H25L26 231H28V232H25V230H24V234L25 233H27L26 235H28V234H30V236H26V237H20L21 235H23V234H21V232H19L21 235H19L18 234V229H17V227H19L20 225L18 224V223H16V222H14L16 219H14V218H12L13 220H7V218L9 217V216H6L5 218H6V220H4V217L2 216ZM39 215V214H38ZM57 215V214H56ZM73 216H74V214H72ZM81 215V214H80ZM80 215H78V216H80ZM98 215H100V213L98 214ZM104 215V214H103ZM123 215V216H122ZM195 215V214H194ZM209 215H210V213H209ZM18 217H19V214L17 215ZM71 216V215H70ZM68 217L69 219L71 218V217ZM144 216H146V215H144ZM217 214L215 215V217L217 218ZM220 216V215H219ZM218 216V217H219ZM12 217V216H11ZM15 218H17L16 216H14ZM19 217V218H20ZM36 217V216H35ZM35 217H33V218H35ZM50 217V219H52ZM57 217V216H56ZM66 217V218H67ZM75 217V216H74ZM96 217V216H95ZM99 217V216H98ZM108 217V216H107ZM113 217V216H112ZM112 217H110V218H112ZM116 217V218H117ZM120 217V218H121ZM128 217V218H127ZM141 217H142V215L140 216V221H141ZM148 217V216H147ZM152 217V216H151ZM178 218V219H176V218ZM195 217V216H194ZM193 217V218H194ZM199 217V216H198ZM206 217V216H205ZM220 217H222V216H220ZM37 218V217H36ZM47 219L49 218L48 217V215H47V217H46ZM66 218L65 219H63V217H58V219H60V221H61V219H63V220H65V221H67L66 220ZM79 218V217H78ZM115 218V217H114ZM114 218H112L113 220H114ZM123 218V219H124ZM200 218V217H199ZM10 219V218H9ZM38 219V218H37ZM43 219H45V217L43 218ZM93 219V218H92ZM119 219V218H118ZM123 219H121V220H123ZM145 219V218H144ZM198 219V218H197ZM203 219V218H202ZM204 219H206V218H204ZM223 219V218H222ZM222 219L220 220V221H218V222H221L222 221ZM232 219V218H231ZM17 220H19V219H17ZM21 220V219H20ZM46 220V219H45ZM45 220H44V223L46 224V222H45ZM57 220V219H56ZM103 220V219H102ZM224 220V219H223ZM27 221V220H26ZM32 221H33V219H32ZM51 221V220H50ZM49 221V222H50ZM53 221V222H52ZM51 221V224L53 223L54 224V220H52ZM72 221V220H71ZM70 221V222H71ZM77 221H79L78 219H77ZM101 221V220H100ZM123 221H125V220H123ZM123 221H122V223H121V221H120V224H124L123 223ZM165 221V220H164ZM190 221H192V220H190ZM232 221V220H231ZM234 221V220H233ZM20 222V221H19ZM56 222H58V224L59 223H61V222H59V220H57ZM56 222H55V224H56ZM68 222V221H67ZM69 222V223H70ZM73 222V224H71V226L70 225H67V223H66V225L68 226V229L70 228V227H76V225H75V223L74 222H76L75 220H73L72 221ZM71 222V223H72ZM94 222H95V220H94ZM97 222V221H96ZM103 222V221H102ZM105 222V221H104ZM103 222V223H104ZM113 222V221H112ZM117 222V221H116ZM160 222V221H159ZM169 222V223H170ZM194 222V221H193ZM197 222V221H196ZM23 223H24V221H23ZM64 223V221L61 223V224H63ZM78 223V222H77ZM79 223H81V222H79ZM138 223V222H137ZM163 223V222H162ZM225 223V222H224ZM29 224H30V222H29ZM28 224V226H30ZM47 224L48 225H50L49 223H48V221H47ZM65 224V223H64ZM97 224V223H96ZM113 224H115V223H113ZM113 224H108V225H111V227H112V225ZM118 224V223H117ZM119 224V225H120ZM135 224V225H134ZM165 224H166V222H165ZM202 224H204L205 226H206V228H204L203 227V225ZM216 224H218V225H220V224H222L223 225V221H222V223H216ZM262 226H261V225ZM19 225V226H18ZM65 225V226H66ZM79 225V224H78ZM104 225V224H103ZM118 225V226H119ZM126 226H128L127 224H125ZM134 225V226H133ZM171 225V224H170ZM174 225V224H173ZM183 225H186V227L185 226H183ZM192 225V224H191ZM190 225V226H191ZM227 225V224H226ZM225 225V226H226ZM260 225V226H259ZM45 226V225H44ZM43 226V227H44ZM70 226V227H69ZM105 226H107V225H105ZM168 226V225H167ZM172 226V225H171ZM215 226V225H214ZM217 226V225H216ZM46 227V226H45ZM51 227H53L52 225H51ZM56 226L54 225V227L53 228H55ZM86 227V226H85ZM84 227V228H85ZM117 227V226H116ZM122 227V226H121ZM131 227V226H130ZM164 227V226H163ZM166 227V226H165ZM192 227V226H191ZM190 227V228H191ZM264 227V226H263ZM25 228V227H24ZM28 228V227H27ZM35 228V227H34ZM47 228V227H46ZM60 228H61V226H60ZM59 228V229H60ZM77 228V227H76ZM83 228V227H82ZM103 228H105V227H103ZM175 228V227H174ZM202 228H203V232H201V234L199 233L198 234V231L200 230H202ZM215 228V227H214ZM217 228V227H216ZM219 228V227H218ZM33 229V228H32ZM63 229H64V227H63ZM72 231V233L75 231V230H73V229H75V228H70ZM70 229L69 230H67L68 231V233L70 232ZM87 229V228H86ZM85 229V230H86ZM93 229V228H92ZM123 229V228H122ZM131 229V228H130ZM157 229V228H156ZM185 229H186V231H187V233L185 232ZM227 229H232L233 231H231V232H233V235H232V233L231 234H228V230ZM257 229V230H256ZM20 230V229H19ZM35 230H36V228H35ZM61 230V232L63 231L62 229H60ZM65 230H66V227H65ZM64 230V231H65ZM76 230H78V229H76ZM98 230V229H97ZM125 230V229H124ZM191 230V229H190ZM189 230V231H190ZM246 230V231H247ZM256 230V231H255ZM50 231H54V233L53 232H50ZM80 233L81 232H84V231H82V230H78ZM93 231V230H92ZM103 230H102V228H101V231L100 232H102ZM109 231H111V229L109 230ZM119 231H120V229H119ZM119 231H117L118 233H119ZM169 231H171V230H169ZM178 231V230H177ZM238 231H240V230H238ZM250 231V232H251ZM36 232V231H35ZM77 232V231H76ZM96 232V231H95ZM100 232H98V234H99V239H101L102 237H101V233ZM114 232V231H113ZM116 232V233H117ZM168 232V231H167ZM173 232H175V231H173ZM242 232V231H241ZM22 233H23V231H22ZM57 233V234H56ZM68 233H66V231H65V234H63L64 235V240H62L63 241V245L60 243V242H57L58 243V245H59V243L61 244V246H62V248H63V246L65 245V244H67V243H64V242H66V238H67V235H69L70 237H71V234H68ZM79 233V234H80ZM89 233V232H88ZM97 233V232H96ZM108 233V232H107ZM127 233H129V231L127 232ZM135 233V232H134ZM186 233V234H185ZM240 233V232H239ZM247 233H249V232H247ZM38 234V233H37ZM37 234H35V236H37ZM61 234V233H60ZM75 234H77V233H75ZM73 235L72 234V236L74 237H72L73 239H75L74 241H77L78 240V238H79V240L77 241V242H72V244H70V248H69V243H70V241H69V243L67 244V246H66V248L68 247V249H66L65 248V250H67V251H69L68 252V255L69 256H71V258L69 257V259L67 258L66 260H64L63 258L65 257V255H63V254H65V253H63L62 255L64 256L63 258L61 257V259H63L62 261H63V263L65 264V262L67 261V260H69L70 261V259H71V261H73L72 259H74L75 257H73L74 255L75 256H77L76 254H79V256H86V254H88L93 248V246L92 245H94L95 246V239L97 240L98 239V237L96 236V238L95 237H92L93 238V240H91V237H89L88 235H91V233L90 234H88L87 235V233H85L84 234V236H85V240H81V239H84V236H82L83 238H81L80 239V237H79V234H78V236L77 235ZM93 234H94V232H93ZM108 234H111V233H108ZM108 234H106V235H108ZM180 235V236H178V235ZM198 234V236L196 237V235ZM221 235L220 237H218L217 235ZM33 235H34V233H33ZM47 235H48V237H47ZM83 235V234H82ZM97 235V234H96ZM129 235H130V233H129ZM162 235V236H163ZM247 235V234H246ZM58 237H59V235H57ZM66 236V237H65ZM75 236H76V238H77V240H76V238H75ZM93 236V235H92ZM102 236H103V234H102ZM105 236V235H104ZM115 236H117V235H115ZM176 236H177V238H176ZM244 236V235H243ZM251 236V235H250ZM27 237H29L30 239H29V242L30 243H32L34 246H35V248H33L34 246H32L31 248H29L26 244H29V242H28V240H25V238L27 239ZM56 237V236H55ZM69 237V238H70ZM101 237V238H100ZM108 237V236H107ZM113 237V236H112ZM247 237H248V235H247ZM72 238H70V240L72 239ZM246 238V237H245ZM61 239V238H60ZM59 239V240H60ZM98 239V240H99ZM103 239V238H102ZM105 239H106V237H105ZM108 239V238H107ZM110 239V238H109ZM230 239V243L229 242H227L228 244H219L218 245V242L219 241H223V243H224V241H226V240H229ZM248 239V238H247ZM247 239H246V241H247ZM251 239V238H250ZM51 240V239H50ZM67 240H69V239H67ZM113 240V239H112ZM164 240V239H163ZM262 240H264V239H262ZM73 241V240H72ZM103 241V240H102ZM105 241V240H104ZM110 241V240H109ZM178 241H179V243H178ZM99 242H101V240L99 241ZM99 242H96L97 244L99 243ZM106 242H108V241H106ZM175 242V243H174ZM181 242V243H180ZM253 242V241H252ZM264 242V241H263ZM121 243V242H120ZM169 243V242H168ZM188 243V242H187ZM254 243H256V242H254ZM49 244V243H48ZM96 244V245H97ZM100 245L101 244H103L102 242L101 243H99ZM104 244H106L105 242H104ZM103 244V245H104ZM122 244V243H121ZM47 245V244H46ZM74 245H76V247H74ZM185 245V244H184ZM190 245H191V247H190ZM250 245V244H249ZM30 246H31V244H30ZM102 246V245H101ZM244 246V247H243ZM253 246H254V244H253ZM263 246V247H262ZM50 247H52V246H50ZM50 247H45V248H49L50 249ZM65 247V246H64ZM72 247H74V248H72ZM111 247V246H110ZM171 247V246H170ZM92 248V249H91ZM104 248H106V247H104ZM108 248V247H107ZM187 248V249H188ZM191 248V249H192ZM58 249V248H57ZM98 248H96V250H97ZM100 249V248H99ZM165 249V248H164ZM201 249H203V250H201ZM45 250V251H44ZM43 250V252L45 253H47V251H48V256L45 254L43 257H41L42 258V262L41 261H39V262H41V264H51V260L53 259H51V258H49V250L48 249H44ZM51 250V249H50ZM62 250V249H61ZM95 250V249H94ZM101 250V249H100ZM199 250H201L202 251V254L201 253H199V252H201V251H199ZM210 250V249H209ZM41 251V252H40ZM62 251H64V248H63V250ZM61 251V252H62ZM67 251H64V252H66L67 253ZM102 251V250H101ZM101 251H97L98 253H100ZM191 251V252H190ZM199 251V252H198ZM213 251H211V253H213ZM88 252V253H87ZM125 252V251H124ZM164 252V251H163ZM207 252V251H206ZM16 253V254H15ZM28 253L30 254L29 256H28ZM43 253V254H44ZM94 253H96V252H94ZM97 253V254H98ZM105 253V252H104ZM117 253H119V252H117ZM197 253H199V254H197ZM210 253V252H209ZM210 253V254H211ZM23 254V255H24ZM89 254H91V253H89ZM115 254H116V251H115ZM120 254V253H119ZM214 254V253H213ZM18 256V257H16V256ZM20 255V256H19ZM40 255V256H41ZM67 255V256H68ZM99 255V254H98ZM100 255H101V253H100ZM99 255V256H100ZM102 255H103V253H102ZM118 255V254H117ZM121 255H122V257L124 256L123 255V253H121ZM25 256V255H24ZM26 256L25 257H23V258H25V259H23V258H21L22 260H20V261H22V263L24 262V260H25V262L24 263H26L27 261H28V258L26 259ZM39 256V257H40ZM90 256V255H89ZM95 256V255H94ZM99 256H97V257H99ZM106 255H104V257H105ZM108 256V255H107ZM135 256V255H134ZM215 256V257H214ZM2 257H3V259H2ZM37 257H38V255H37ZM50 257H52V255H50ZM83 257H80V258H82L83 259ZM87 257V256H86ZM102 257V256H101ZM109 257V256H108ZM121 257V260L122 259H126L127 260V258L126 257H124V258H122ZM31 258V257H30ZM89 258V257H88ZM94 257L92 256V259H93ZM103 258V257H102ZM117 258V257H116ZM210 258H208L209 260H210ZM11 259V260H12ZM34 259V258H33ZM33 259L31 258L30 259V261H28L29 263L31 262V260L33 261ZM37 259H39V258H37ZM51 259V260H50ZM84 259H86V258H84ZM130 258H128V260H129ZM207 259V260H208ZM35 260V259H34ZM77 260V259H76ZM76 260H74L75 262H76ZM91 260V259H90ZM120 260V259H119ZM127 260V261H128ZM208 260V261H209ZM13 261V260H12ZM20 261H18L17 260V262L20 264ZM37 260H35L34 262H36ZM48 261L50 262V263H48ZM61 260H60V262H59V264L62 262ZM65 261V262H64ZM79 261H81L80 259H79ZM78 261V262H79ZM87 261L88 262H90L88 259H87ZM93 261H95V260H93ZM93 261H92V263H93ZM98 261V260H97ZM130 261H131V259H130ZM140 261V260H139ZM157 261H158V259H157ZM163 261H158L160 264H163L164 262ZM169 261V262H168ZM212 261V260H211ZM210 261V262H211ZM27 262V263H28ZM34 262H31L30 264H35ZM38 262V261H37ZM55 262V261H54ZM68 262V261H67ZM96 262V261H95ZM122 262V261H121ZM145 262V261H144ZM264 262V261H263ZM26 263V264H27ZM52 263H53V261H52ZM70 263V262H69ZM68 263V264H69ZM99 263V262H98ZM102 263V262H101ZM106 263V262H105ZM123 263H125L124 261H123ZM132 263V262H131ZM134 263H136V261L134 262ZM141 263V262H140ZM12 264H14V263H12ZM15 264H17V263H15ZM40 264V263H39ZM54 264V263H53ZM57 264V263H56ZM86 264V263H85ZM127 264H128V262H127ZM158 264V263H157ZM165 264V263H164ZM208 264V263H207ZM264 264V263H263Z\"/></svg>",
  "mask_w": 264,
  "mask_h": 264
},
{
  "label": "rangeland",
  "instance_id": "rangeland-1",
  "mask_svg": "<svg viewBox=\"0 0 264 264\" xmlns=\"http://www.w3.org/2000/svg\"><path fill=\"white\" fill-rule=\"evenodd\" d=\"M59 1V8L58 7H53V6H49L51 9H52V11H56L55 13L59 16V15H62V16H59V19H58V16H57V18H56V14L55 15H53L52 16V14H50L52 17H54L55 16V19H56V23H57V25H56V23H55V26H51V28L52 27H54V28H52V29H54V31L55 32H57V30H58V33H57V36H55L54 38H52L50 41L48 40L46 43H44L43 45H45V49H44V54H46V52L48 53H50V51L49 50H51V51H53V55L52 56H56V57H52V56H50L51 55V53H50V55H49V53L48 54H46V55H44V56H48L49 55V57H51L53 60H51V58H50V62L52 63L53 61H54V63H52V67H53V69H55L54 67L56 66V70H57V74L55 73V71L53 70L52 72H51V74L52 75H50V76H53V75H57V76H55L56 78H54V79H57V78H60V79H58L57 81H61L62 79L64 80V83L61 81V84L63 83V84H67V86H68V88L66 87V91H65V93L66 92H68L70 89H71V87L73 86V84H74V80H75V82H77V79L76 78H78L77 77V75L79 76V74H80V71L81 72H85V70L87 69V67L86 66H88V65H90L91 63L93 64V62L95 61V59H96V64L99 62V61H101V62H99L98 64H100V65H103L104 66V64L106 63L105 62V57H103V56H99V54L100 53H97L96 52V50L98 51V52H103L104 50H110L111 48H112V50L110 51L111 53L112 52H114L115 51V54H113V55H115V56H113L114 58H116V59H114V58H112V61H111V65H114L113 66V68H115L117 71H119L120 73L119 74H121L122 75V77H123V75H124V72H126L127 71V67H128V70L130 71V75L129 76H127L124 80H126V89H125V91L128 93V95L132 92V93H134L133 92V90H131L132 88H139L140 89V87H141V89L142 90H145V88H146V86L144 87L143 85H145V81H144V77L145 76H150V73H152L153 72V70H154V68H156V66H154V65H150V66H148L147 68H140V64L141 63H147V61H141V60H136L135 62L133 61L131 64H129L128 65V62H130L132 59H134V57H135V55H132V53H134L133 51L135 50V48H136V46L138 45L137 43H136V41L135 40H137V41H139V35L140 36H142V39L144 38V40H143V43H144V47H145V49H146V51H144L145 53H147L145 56H149V55H151L152 53L153 54H155L157 51V48H158V46L159 45H162V43H163V41L162 40H164V39H162V38H164V37H166V35L167 36H170V40L169 41H166V42H164V43H166V44H170V49H171V52L168 54V55H166V56H164L163 57V60L162 61H164L165 60V62H167V59L169 60V58L170 59H172L173 57H174V60H175V56H177L178 57V55H180V54H186V55H188V54H193V52L194 51H196V50H198L197 52H200V54H203V55H206L208 52V50L210 49V48H214V46H215V48H218V49H220L221 51H222V55H223V57H222V59L220 60V62H219V66H220V69L222 70H220V74H219V77H217L216 79H214V81H212L213 83L212 84H214V83H216V84H220L221 86H224V85H226L225 86V88L226 87H228V89L229 88H231V84H232V86L234 85L235 86V84H237V82H238V78L240 77V75H239V70H241V64H242V61H240V59L239 58H237V59H235V61L233 62V63H231L230 62V65H228L227 67H223V65L224 64H226V63H229V57L230 56H224V54H225V50L224 49H221L222 47H226V45L227 44H229V42H231L230 40L231 39H234V38H236V37H234L233 38V30L235 29H232L231 27H233L234 25H236V27H237V24H241V22L243 23V27H244V25L245 24H248L247 22H245L246 20L248 21V19H249V21H250V19L252 18L251 17V13H252V9H253V13L255 12V13H257L256 11H257V7L258 8H260V4H258V3H262V1H264V0H259L260 2H258V3H256L254 0H68V1H66V0H58ZM85 2L86 1V3H83V5L81 4L82 2ZM61 2H63V3H61ZM254 2L256 3V5L258 4L259 6H257L256 8H253V7H255L256 5L254 4ZM61 3V4H60ZM110 3V4H109ZM122 3H125V5H127V6H130L129 8H128V13H125V15L123 14L124 12H121V4ZM241 3V4H240ZM79 4H81V5H79ZM105 4H108V5H106L105 6ZM151 5V6H149V5ZM234 4V5H233ZM236 4V5H235ZM263 5H262V8L259 10L258 9V11L259 12H262V10H263V7H264V2L262 3ZM77 5V6H76ZM110 5V6H109ZM111 5H114V6H111ZM238 5V6H237ZM241 5V6H240ZM254 5V6H253ZM109 8H108V7ZM149 6V7H148ZM155 8H154V7ZM232 8H231V7ZM70 7H73V8H71L70 9V11L68 10V8ZM53 8L54 9H56V10H53ZM63 8V9H62ZM67 8V9H66ZM118 8V9H117ZM149 8V9H148ZM151 8L152 9H158L160 12H167L168 13V17H166V22H165V24H166V26H168L169 27V29L172 31V32H170V30H168L166 27H163V26H165V25H162L161 24V22H159V23H155L156 22V20L153 18L152 19V16H150V10H151ZM236 8V9H235ZM62 9V10H61ZM89 9H91L90 11H89ZM106 9H107V11H106ZM61 10V11H60ZM64 10V11H63ZM67 12H66V11ZM88 10V11H87ZM118 10H119V12H118ZM254 10H256V11H254ZM58 11H59V13H58ZM64 12V14H63V12ZM123 11V10H122ZM132 11V12H131ZM60 12H62V13H60ZM66 12V13H65ZM88 12H90V14L88 13ZM259 12L257 13V14H259ZM263 12H264V10H263ZM38 13H40V14H38ZM42 12H38L37 11V14L35 15L34 14V16H32V15H30V18L28 17V16H24L23 17V19H21V20H25V19H27V20H25L26 22L27 21H29L28 20V18L29 19H31L27 24H26V22H25V24H26V27H25V24H24V21H22L21 22V20L20 19H18L17 21H19V23L21 22V25L23 26H21L20 25V32H19V29L17 28V27H19V26H16V28H14V26L12 27L13 29H14V31L13 32H15V29H16V33H15V35H13L12 33L10 34V36L8 37L9 39L8 40H11V41H17L20 37H21V28L23 29H25V28H27V25H31V27H32V25L34 26V29H35V27H37L38 26V23H37V21L41 18V16H42V14H41ZM79 13L80 14H82V16L80 15V19L78 18V15H79ZM88 13V14H87ZM93 13V14H92ZM119 13H120V15H119ZM131 13V14H130ZM150 13V14H149ZM67 14H69L68 16H67ZM78 14V15H77ZM108 15V17L107 16H105L104 17V15ZM257 14H252V15H257ZM263 14V13H262ZM77 15V16H76ZM113 15H115V16H113ZM250 15V16H249ZM40 18H39V17ZM64 16V18H62ZM67 16V17H66ZM110 16V17H109ZM143 16V17H142ZM246 16H249L250 18H247ZM26 17H28V18H26ZM35 17H37V18H35ZM112 17H114V19L115 20H112L113 18ZM150 17V18H149ZM242 19H241V18ZM98 18H102V20H100V21H102V22H100L99 20H98ZM112 18V19H111ZM133 18V19H132ZM137 18H139V20H138V25L139 26H142L140 29H139V26H137V25H135L136 24V20H137ZM145 18H146V20H145ZM244 18V19H243ZM247 18V19H246ZM32 19H35V25H34V22H32V21H34V20H32ZM36 19H38V20H36ZM135 19V21H133ZM143 19V20H142ZM58 20H59V22H58ZM85 20H87V21H85ZM95 20V22H100V23H104L103 24V28H102V26L101 25H98L99 23H96L97 24V28H94L93 26V24H95V23H91V21L93 22ZM153 20V21H152ZM17 21L16 22H14V24H18L17 23ZM42 20L40 19L38 22H40V24L43 22H41ZM84 21V22H83ZM114 21V22H113ZM142 21V22H141ZM143 21H144V23H143ZM248 21V22H249ZM86 22V23H85ZM111 22H113V23H111ZM141 22V23H140ZM245 22V23H244ZM46 22L44 21V23H42V25L43 24H45ZM54 23H53V25H54ZM36 24H37V26H36ZM59 24V25H58ZM77 24H79V25H77ZM85 24V25H84ZM92 24V25H91ZM95 24V25H96ZM108 24H109V26H108ZM127 24H129V25H127ZM140 24H142V25H140ZM83 25V26H82ZM127 25V26H126ZM189 25H191L192 26V28L193 29H195V31H196V29H197V32H199V34H196L195 32V34L194 33H192V35H193V37H191L190 36V38L191 39H189V37H188V40H186L184 37L186 36V34L184 33V32H186L187 31V27H189ZM239 25H238V27H239ZM28 26V27H29ZM40 26V25H39ZM39 26H38V28H39ZM87 26V27H86ZM98 26H101V27H98ZM108 26V27H107ZM129 26V27H128ZM135 26V27H134ZM138 27V29H139V32H141V33H139L138 32V29H136L137 27ZM241 26V25H240ZM245 26H250V27H253L254 28V26H252V25H245ZM31 27H29V28H31ZM40 27H42V26H40ZM57 27V28H56ZM60 27H62V29L60 28ZM84 27V28H83ZM96 27V26H95ZM114 27H116V28H114ZM242 27V26H241ZM43 28V27H42ZM74 28V29H73ZM94 28V29H93ZM101 29V30H103L102 32H101V30H100V32L96 35L95 34V38L96 37H98L97 39H98V41H100V39H102L103 40V42L102 41H100V42H102V43H99L98 41H97V39H95L96 41H94V36L92 37V35H91V37H90V34L89 33H91L92 31H93V35H94V32H96L97 30L99 31V29ZM109 28V29H108ZM120 28V29H119ZM124 28V29H123ZM187 28V29H186ZM17 29H18V32H17ZM28 29V28H27ZM32 29V28H31ZM40 29V28H39ZM65 29V30H64ZM72 29V30H71ZM96 29V30H95ZM117 32H115L114 30ZM121 29H123V30H121ZM165 29V30H164ZM230 29H232L231 31H232V34L229 32L230 31ZM248 28H246L245 30H247ZM252 29V28H251ZM250 28H249V30L248 31H245V32H243V33H241V34H243V35H252L251 36V39H250V36H248L249 37V39H250V41H248L247 40V44L245 45V49H242L240 52H238L237 53V55H240V53L242 54V52L243 51H246V50H248L249 51V54H251V56L249 55V57L247 56V58H256V59H253V62L255 63V65H254V63H253V65L255 66L254 68H256V70H254V72H252L253 73V75L255 74V72H256V77L258 78L259 76H260V73H258L259 71H261V70H263V68H264V27H263V29L262 28H258V30L255 28V30L254 29H252L251 30ZM29 30V29H28ZM33 30V29H32ZM41 30V29H40ZM61 30H62V32H61ZM69 30V31H68ZM107 30V31H106ZM117 30H119V31H117ZM135 30H137V32L139 33H137ZM199 30V31H198ZM257 30V31H256ZM30 31V30H29ZM89 31V32H88ZM112 31V32H111ZM121 31V32H120ZM165 31V32H164ZM168 33H167V32ZM250 31V32H249ZM61 32V33H60ZM64 32V33H63ZM69 32H72V33H69ZM201 32V33H200ZM248 32V33H247ZM63 33V34H62ZM77 33V34H76ZM85 33V34H84ZM97 33V32H96ZM111 33H113L112 35H115L114 37L112 36V35H110ZM167 33V34H166ZM172 33V35H170ZM16 34H19V35H16ZM60 34H62V35H60ZM75 34V35H74ZM80 34H81V37H79L80 36ZM202 34H203V36H202ZM230 34L232 35V36H230ZM36 35H39V33H36ZM69 35V36H68ZM71 35L72 36H74V37H71ZM86 35L87 36V38H86V36L84 37V36ZM15 36V37H14ZM59 36V37H58ZM78 38H77V37ZM101 36H103V38L101 37ZM105 36V37H104ZM108 36V37H107ZM110 36V37H109ZM262 38H261V37ZM56 37H57V39H56ZM66 37V38H65ZM69 37H71L72 39H74V40H72V42H74V45L72 44V43H70V44H72L73 45V47L76 45V47H74V49L72 50L70 47H68L69 45H67V44H69V42H67V39L69 38ZM99 37H100V39H99ZM162 37V38H161ZM201 37L204 39V41H201ZM232 37V38H231ZM14 40H13V39ZM15 38H17V39H15ZM86 40H85V39ZM104 38H106V39H104ZM109 38H110V40H109ZM114 38V39H113ZM162 40H161V39ZM231 38V39H230ZM66 39V40H65ZM90 39H91V41H90ZM113 41H112V40ZM181 39H182V41H184V42H182L181 41ZM184 39V40H183ZM20 40V39H19ZM18 40V41H19ZM64 40V41H63ZM79 40V41H78ZM84 40V41H83ZM89 42H88V41ZM141 40V39H140ZM258 40V41H257ZM57 41V42H56ZM76 41V42H75ZM106 41V42H105ZM159 43H158V42ZM188 43H187V42ZM15 42H12L13 43V45H14V43ZM52 42H54V43H52L53 45L55 44V48H56V51H57V47L56 46H59V49L60 50H58L57 52L59 53H57V52H55L54 50H52V48H51V43ZM59 42H60V44H61V42H62V44H61V46L59 45ZM65 42V43H64ZM82 44H81V43ZM93 42H97L96 44L94 43L93 44ZM140 42V41H139ZM141 42H142V40H141ZM171 42V43H170ZM172 42H173V44H172ZM202 42V43H201ZM248 42H250V43H248ZM17 44H15V45H18V44H20V41L19 42H16ZM49 43V44H48ZM91 43L93 44V46L94 45H97V44H100V45H98V47H97V49H94V50H92L94 47H92L91 48ZM108 44V47H106V45ZM114 43V44H113ZM161 43V44H160ZM163 43V44H164ZM180 43H182V44H180ZM227 43V44H226ZM11 44V43H10ZM89 44H90V47H88L89 46ZM156 44H157V46H156ZM185 45L184 46V48H181L180 47V45ZM47 45V46H46ZM52 45V46H53ZM67 45V46H66ZM71 45V46H72ZM80 45H81V47H83L84 45L86 46V45H88V46H86V47H88V49L89 48H91V52H89L90 53V56L91 57H87V58H85L86 56H87V52L89 51L87 48V52H85L84 53V59H83V62H82V65H83V70H80V68H81V66L82 65H80L79 66V59L77 58V56L79 55V52H81V49H83V48H81L80 49V51L78 50L79 48L78 47H80ZM83 45V46H82ZM112 45V46H111ZM172 45V46H171ZM177 45V46H176ZM179 45V46H178ZM221 45H222V47H221ZM255 45V46H254ZM257 45V46H256ZM63 46H64V48H63ZM65 46H66V48H65ZM78 46V47H77ZM99 46L102 48V51L100 50V48H99ZM115 46V47H114ZM248 48H247V47ZM44 46H42V48H43ZM49 47V48H48ZM68 47V48H67ZM96 47V46H95ZM149 47H150V49H149ZM186 47V48H185ZM253 47V48H252ZM256 47V48H255ZM54 48V47H53ZM61 48L62 49H67V51H63V50H61ZM115 48V49H114ZM202 48V49H201ZM68 49H69V51H68ZM76 49V51H74ZM104 49V50H103ZM156 49V50H155ZM202 50V53H201V51H199V50ZM251 49L253 50L252 52H251ZM48 50V51H47ZM70 50H71V52H73L72 53V55H69V54H71L70 53ZM106 50V52L104 51L103 53H104V55L105 54H107V53H110L109 51H107ZM62 51H63V53L64 54H62ZM79 51V52H78ZM94 51V52H93ZM153 51V52H152ZM173 51V52H172ZM192 51V53H189V52H191ZM66 52V53H65ZM83 52V51H82ZM81 52V53H82ZM93 52V55H91V53ZM182 52H184V53H182ZM207 52V53H206ZM74 53H75V59L78 61H75V59L73 58V60H72V58L70 59V58H68L67 56H72L73 57V55H74ZM88 53V54H89ZM145 53H143V56H144V54ZM151 53V54H150ZM196 53V52H195ZM205 53V54H204ZM224 53V54H223ZM67 54V56H65ZM94 54H96V56H94ZM43 54H42V52L40 53V56H42ZM60 55V56H59ZM64 55V56H63ZM89 56V55H88ZM144 56V57H145ZM232 56V55H231ZM61 57V58H60ZM92 57H94L93 59H92ZM98 57V58H97ZM133 57V58H132ZM176 57V58H177ZM226 57V58H225ZM54 58H56V59H54ZM58 58V59H57ZM68 58V59H67ZM83 58V57H82ZM88 58H90L92 61H89V62H91V63H89L88 62ZM101 58V59H100ZM102 58H104V61H102L103 59ZM224 58V59H223ZM88 59V60H87ZM115 61H114V60ZM71 62V64H73V65H71L70 64V62ZM86 60H87V62L89 63H87L86 62ZM239 60V61H238ZM57 61V62H56ZM98 61V62H97ZM56 62V63H55ZM69 62V65H68V68H67V63ZM73 62V63H72ZM104 64H103V63ZM117 62H119V63H117ZM223 62V63H222ZM246 62V61H245ZM245 62H243V65H244V63ZM75 63V64H74ZM95 63L93 64L95 67L96 66H100V65H95ZM127 63V64H126ZM240 63V64H239ZM80 64H81V62H80ZM118 64V65H117ZM136 64V65H135ZM71 65V66H70ZM125 65V66H124ZM64 66V67H63ZM91 66V65H90ZM117 66V67H116ZM135 66V67H134ZM138 66V67H137ZM259 66H261V67H259ZM60 67H63V68H60ZM79 67V68H78ZM105 67V66H104ZM103 67V68H104ZM59 68V69H58ZM71 68L72 69H74L73 71L71 70ZM75 68H77V69H75ZM101 68H102V66H101ZM100 68V69H101ZM123 68V69H122ZM126 68V69H125ZM133 70H132V69ZM137 68H139L138 70H137ZM224 68V69H223ZM259 68V69H258ZM145 69V70H144ZM149 69V70H148ZM60 70V71H59ZM69 70H70V72H69ZM76 70V71H75ZM125 70V71H124ZM226 70V71H225ZM258 70V71H257ZM59 71V72H58ZM124 71V72H123ZM146 71V72H145ZM151 71V72H150ZM60 73V74H59ZM68 73V74H67ZM70 73V74H69ZM76 73H77V75H76ZM144 73V74H143ZM149 73V74H148ZM232 73V74H231ZM235 73V74H234ZM257 73L259 74V76L257 75ZM60 75V76H59ZM64 75H66V76H64ZM67 75H68V77H67ZM71 75V76H70ZM75 75V76H74ZM239 76L238 78H237V76ZM59 76V77H58ZM74 76V77H73ZM64 77V78H63ZM76 77V78H75ZM254 77V76H253ZM256 77H254V78H256ZM49 78V77H48ZM229 78V79H228ZM69 79V80H68ZM74 79V80H73ZM234 79V80H233ZM129 80V81H128ZM228 82V83H224V82H226V81ZM231 80V81H230ZM53 81H55V80H53ZM221 81H224V82H221ZM67 82V83H66ZM144 82V83H143ZM221 82V83H220ZM230 82H231V84H230ZM233 82V83H232ZM234 82H236L235 84H234ZM62 84V85H63ZM216 84H214V85H216ZM128 85V86H127ZM133 86V87H132ZM143 86V87H142ZM233 86V87H234ZM141 91V90H140ZM171 91V90H170ZM169 91V96H168V92H167V94H165V96H163V97H160V98H158V96H155V97H148V96H145V97H142L141 98V100L139 101L140 103H138L139 105L138 106H135L136 108H133L131 111H128V113H127V117H121V118H119V119H117V120H115L113 123L114 124H112V125H114V126H112V127H115V128H113V129H108L109 130V132H107L108 130L106 129L107 128V126L106 125H108L107 124V122L106 121H102V120H100V121H97V122H95L98 126V129H100V134L102 133L104 136H106V132H107V134L108 133H112V135H110V137H113L114 138V136H116V134H117V136H119L120 134V136L121 137H123L122 135L124 134V133H126L127 134V136L125 135V137L123 138V142H124V140L126 139L127 140V142L128 141H130L131 142V140H133L132 142H131V144H133L132 146H130V142H128L129 144L127 145V142L125 143H123L122 142V138H120V136H119V138L116 136L115 137V139L113 140L114 142H115V144L117 143V145L119 146V150L121 149V151H119V155H121V156H119L120 158L118 159V163H119V165L117 166V168H116V172H117V174L118 173H120V175L122 176V178H123V176H124V178H126L125 180H128V181H126V182H128V187L129 188H136V186L137 187H139V186H142V185H144V183H147V184H149V185H151V184H153V185H151V186H153V187H155V185H158V181L154 178L155 176L154 175H156L157 173V171L159 170L160 171V169H164V170H169V169H167L166 167H165V164H166V166H167V164L170 166H167L168 168H171L172 169V167H173V169L172 170H174V172L172 171V170H169V173L167 172V173H164L165 174V177L166 178H164V179H161V183H165L167 180H168V182H166V187L168 186V184L170 185V187L168 186L167 187V190L169 189V190H176V189H179V190H176L177 191V197H173V198H171L170 199V201H169V204L166 202V201H164V200H166L165 198H164V196H160V195H156V196H154L153 198H150L151 200L149 201V204H151V205H149V207H147L146 208V210L144 209V210H142L141 212H139V213H137V214H139V215H137V217H138V219H136V220H139V221H137L136 222V225L134 226V227H132V224H130L129 223V225H128V222H126V221H128V219H126V217L124 218V216H123V218L121 217V215H120V217H117L118 215H117V212L115 213V211H113V210H116L114 207H116V202L115 201H117V200H115V198H122V202L120 201L119 202V206H121V205H124V204H126V202H127V200H126V198L125 199H123V197L124 196H126L127 195V193H126V188H124V189H118L117 187H115L114 185H112V186H110V190H107L106 192H104V191H102L100 188H98L97 186H102L103 184H106V182H109V179L110 178H107L106 180H104V181H102V182H100V184H99V181L97 180L98 178V174H102L103 172H105V174H107V173H109L110 175L112 174V172L110 173V168H109V166H107V165H109V164H107L106 165V160H104V162H101V153L99 152H97L96 154H94V152H96L95 150H96V145L95 144H92V145H90V147H91V150H90V152H89V149H90V147H88V152L89 153H92L93 151V153H92V155L94 156H92L91 157V159H93L90 163L89 162H87L86 161V163L84 162H81V161H77L76 163H74L75 165H71V168L68 166V164H71V163H68L67 164V162L65 161V162H61L60 160L58 161V163L56 162V161H54L55 162V164H54V162H52L51 160L49 161V160H46V162H45V164L43 165V166H41L40 165V162H38V161H40V160H38L39 158H37L38 156H33V157H30V160H28V163H29V169H32V168H35L34 167V164H36V173L38 172V171H40V172H42V174L39 172V174L41 175V176H47V178H46V183L48 184V186H47V184H45V186H47L48 187V189H46L47 187H45V189L43 188L42 189V194H44V195H40L39 197H37L36 199L38 200H35L36 202H38L37 204H35L36 202L35 201H33V199H32V201H31V199H30V195H28V194H30V191L31 190H35L34 188H35V186H36V182H33V183H35V184H33L32 183V181H31V183L29 182V180H28V178H26L28 181H26L27 183L29 182V184L27 185V183L25 182V181H23V180H26L24 177L22 178L21 176H23V175H25V174H23V172H20V174H21V176L19 175V173H18V175H17V177L19 178V177H21V178H19V182L18 183H16V184H18L17 185V187H18V190H17V194H16V191H14L15 192V196H19L20 194L22 195V194H24V191H26L25 193H26V195L25 196H21L20 195V197L21 198H23L24 200H27V202L25 203V202H23L22 201V199L21 198H19V200L21 201V203L20 204H23L24 205V203H25V205H30V202L32 203V205L31 206H33L34 208L36 207V208H40L41 209V211H43V213L42 212H40V209L38 210V209H34V208H30V212H32V211H34V210H36V213H34V215L38 218H36L35 216H33V217H35V218H33L32 217V219H33V221H32V219L31 218H29L30 217V215H26L25 216V219H24V215H23V217H20V216H22V212L21 213H19V211L17 212V214H15L14 215V212L16 213V209H15V207L19 204V200H18V203H17V205H15V206H13V204H11L12 202H10V204H11V206H10V204H6L7 202V200L9 199L7 196V200H5L4 198L1 200V202L0 203H2V201H4V202H6L5 204L6 205H9V207L10 208H12V210H15L13 213L10 211V209H8V207H3L4 208V214L2 215V213L3 212H1V211H3V208H2V210L0 211L1 213V215L4 217V220H6V216H9L8 218H7V220H13L12 218H14V219H16L14 222H16V223H18L19 225V227H17V231H18V234L19 235H21V234H23V235H21L20 237H26V236H30V234H32L31 236H30V238L31 237H38V235L40 236V237H43V236H45V235H41V232L42 233H44L45 231H42V229L43 230H46V231H49V230H47L48 229V226H50V230L52 229V230H54L55 232L57 231V233H59V234H57V235H59V237L57 236V235H54V237L52 236L50 239H48L47 241H49V242H45V247L47 246V247H50V246H52V247H50V249L49 248H45L44 247V249H48L49 250V254L50 255H52V257H50V255H49V258H53L50 262H51V264H59V262H60V260L62 261L63 259L64 260H66L67 258L69 259V257L71 258V256H69L68 255V252L69 251H67V250H65V248H66V246H67V244L69 243V241H70V243L68 244L69 245V248H70V244H72V242H77L78 240H79V238H78V240H77V238H76V236H75V238H76V240L77 241H74L75 239H73L74 237L72 236V234L74 235L75 233H77V234H75V235H77L78 236V234L80 233L78 230H82V231H84V232H81L80 234H79V237H80V239L81 238H83L82 236H84V234L85 233H87V235L88 234H90L91 233V235H88L89 237H91V240H93V238L92 237H95L96 238V236L98 237L99 236V234H98V232H100L101 231V228H102V232H100L101 233V237L103 238H101V239H99V237H98V239L96 240L95 239V246L94 245H92L93 247V249L89 252V253H91V254H89L88 252V254H86V256H79V254H76L77 256H73V257H75L74 259H72L73 261H71V259H70V261L69 260H67L66 262H65V264H68L69 262V264H127V262H128V264H160L158 261H163V260H165V259H167V257H170L171 258V256H169V255H171L172 253H174L175 251L177 252L179 249L181 250V248H182V246H184L182 249L183 250H191L192 252H196L195 250L193 251V248L191 247V245H190V247L192 248H188V247H186L187 245H189L190 244V240L188 241V240H186L185 242H184V244H183V242H182V246H179L178 247V245H180V244H178L177 245V243H175L176 244V246L178 247H176L175 246V244H172L173 243V241H166L167 239H165V237H167V238H170V237H172V235H173V237H174V234L175 233H178L180 230L179 229H181V228H179V227H177L178 226V224H176V223H172V221L170 222V221H168L167 222V220L166 219H164V217L167 215V214H173L174 215V210L175 209H177V206H178V204H176V202H178V201H182L183 202V204L185 205V207H183L182 205H180L179 207L180 208H183V209H185V211L188 209V210H190L189 212H188V210L186 211V213H189L190 215H189V218L190 217H192V219H190V220H192V221H188V223H187V225L189 226V228H186L187 229V231H188V233H187V231H186V229H185V232L187 233V236H189V233L191 234V232L194 230V227H193V225L195 224V226H197V223H198V225L199 224H201L200 223V221H205V225L207 224V222H208V224H213L214 223V225H212V229L215 231L216 229H219V230H216V231H218V232H220L222 229L220 228V227H222L223 228V230H224V227H227L228 225V228H231L230 226H232V229L233 228H235L234 230H236V231H234V232H238L237 234H234V235H239V236H241L240 238V241H238L241 245H243L245 242L247 243H249L248 244V248H258V247H261V245L260 246H257L256 244H257V241H259V240H257V236H255V235H252V232H254V231H251V230H247V229H245V227L242 229V228H240V229H238V230H240V231H238L237 230V228L236 227H234L235 226V224H237V221H236V219H238V218H235V216L234 217H232V215H231V217H228V218H225V216H224V214H225V210L227 209V206H226V203L225 202H222V203H220V211H218V213H216L218 216L220 215V216H222V217H218L217 216V218L215 217V211H212L211 209H209V207H206L205 208V206H207L206 204V202H202V201H200V204H196L195 203V201H196V197L194 198L195 199V201L193 200V198L192 197H190V196H188V194H189V192H190V190L194 187V182H203L204 180V182L203 183H205L204 185V189H207V187H209V186H211V187H209V188H211L212 189V187L214 188L215 187V184H216V187H218V186H220V187H222V185L224 184V179L225 178H227L228 177V175L227 174H229V173H227V172H230V166H229V157H231V155L232 154H235V152L237 151V150H240V148H242L241 150H243V152L245 151H248L249 149H254V146H253V144L255 145V143L254 142H259V144L260 143H263L264 142V137H262V136H264V134H261V133H264V132H261L260 134H261V137H262V142L260 141V139H261V137H257L254 133L255 132H257L256 131V129H257V127H258V129H262V127H264V121L263 122H261V124L258 122H255V121H253V123L252 124H250V128L252 129V130H254V131H251V133L249 132V133H246V132H241L242 134H240V133H236L235 132V130L233 131V133H232V135H234V136H236V137H238V139H244V138H248V136L249 135H251L252 137V140H254V141H252L250 144H248V142H246V143H243V144H238L237 145V143L235 142V140H232V138L224 131V130H221V131H219L218 129L216 130V128L218 127V124L217 123H215V122H212L211 120H209V118H204V116H203V114L201 113V112H199V109L197 108V107H195V106H192V105H190L191 103L190 102H187L186 104H184V105H181V104H179V102H177L179 99L177 98V96H176V94H175V92L174 91H171L170 92ZM145 91H142V93L141 94H143ZM126 93V94H127ZM132 93L130 94V96L132 95ZM125 94V96H127L128 97V95H126ZM172 94V95H171ZM174 95V96H173ZM66 96H68L67 94L65 95V97ZM172 96V97H171ZM157 97V98H156ZM148 98V99H147ZM154 99H156V100H158V101H156V100H154ZM161 99V100H160ZM167 99V100H166ZM172 99V100H171ZM175 99H177V100H175ZM148 101H150V102H148ZM167 101V102H166ZM164 102V103H163ZM171 102V103H170ZM169 103V104H168ZM178 105H177V104ZM151 104V105H150ZM163 104H165V105H163ZM189 104V105H188ZM141 105V106H140ZM162 105H163V107H162ZM170 105V106H169ZM152 106V107H151ZM180 106V107H179ZM142 107V108H141ZM151 107V108H150ZM154 107V108H153ZM157 107H158V109H157ZM149 108V109H148ZM162 108V109H161ZM196 109H198V110H196ZM136 110V111H135ZM139 110V111H138ZM144 110V111H143ZM155 110V111H154ZM157 110H159V111H157ZM166 112H165V111ZM177 110V111H176ZM151 111L153 112V114L151 113ZM161 111V112H160ZM193 111H194V113H193ZM196 111H198V112H196ZM145 112V113H144ZM175 112V113H174ZM197 113V115H195L196 113ZM164 113V114H163ZM168 113V114H167ZM170 113V114H169ZM181 113V114H180ZM149 114V115H148ZM150 114H152L151 115V117H150ZM158 116H161V117H158ZM165 114H166V119L164 118V116H165ZM191 114V115H190ZM128 115H131V116H128ZM136 115V116H135ZM157 117H156V116ZM164 115V116H163ZM170 115H171V118L173 117V119H177V123H178V121H181L180 123H185V125H188L187 127H191V129H190V131L189 132H187V134L185 133L184 135H183V139L182 138H179V142L178 141H175L176 139H169L168 138V134L167 135H165L166 133H159V131H154V128H155V126H160V124L159 123H162L163 122V124H165L166 122H168V121H170V119L168 118V117H170ZM186 115V116H185ZM188 115V116H187ZM200 115V116H199ZM138 116V117H137ZM143 116V117H142ZM146 116H147V118H146ZM154 116H155V118H154ZM178 116L180 117L179 119H178ZM183 116V117H182ZM185 116V117H184ZM129 117H130V119L132 118V120H130L129 119ZM142 117V118H141ZM148 117H149V119H148ZM139 118V119H138ZM141 118V119H140ZM146 118V119H145ZM162 118V119H161ZM182 118H183V121H182ZM185 118V119H184ZM200 120H199V119ZM202 118H204V119H202ZM138 119V120H137ZM145 119V120H144ZM148 119V120H147ZM160 119V121H157V120H159ZM188 119V120H187ZM202 119V120H201ZM151 120H153V121H151ZM172 120V119H171ZM184 120H186V122L184 121ZM136 121V123L134 124V122ZM150 121V122H149ZM156 121H157V123H156ZM189 121V122H188ZM209 121V122H208ZM236 122V124H237V120H235ZM123 122V123H122ZM133 122V123H132ZM219 122V121H218ZM99 123V124H98ZM105 123V124H104ZM117 123V124H116ZM155 123H156V125H155ZM234 123V124H235ZM127 124V125H126ZM152 124V125H151ZM225 124V123H224ZM223 124V127L225 128V126L226 125H224ZM233 124V125H234ZM256 124H258V126L256 125ZM262 124H263V126H262ZM101 125V126H100ZM121 125V126H120ZM192 125V126H191ZM221 125V124H220ZM231 125H232V123H231ZM261 125V126H260ZM124 126V127H123ZM126 126V127H125ZM138 126H141V128H142V130H141V128L139 127V129L137 128ZM149 126V127H148ZM101 127V128H100ZM104 127V128H103ZM119 127V128H118ZM128 127V128H127ZM154 127V128H153ZM215 127V128H214ZM260 127V128H259ZM117 128V129H116ZM121 128H123L124 130H122ZM214 128V129H213ZM255 128V129H254ZM126 129V130H125ZM128 129V130H127ZM149 129V130H148ZM173 129V128H172ZM172 129H168V130H172ZM257 129V130H258ZM114 130V131H113ZM117 130H119V131H117ZM132 130V131H131ZM141 131V133H139L140 131ZM146 130V131H145ZM148 130V131H147ZM263 130V129H262ZM102 131V132H101ZM117 131V132H116ZM127 131V132H126ZM150 131V132H149ZM105 132V133H104ZM121 132V133H120ZM131 132V133H130ZM134 132V133H133ZM136 132V133H135ZM149 132V133H148ZM144 133V135L143 136H141L142 134ZM145 133H147V134H145ZM236 133V134H235ZM119 134V135H118ZM128 134L130 135V136H128ZM151 135V137H150V135ZM154 134V135H153ZM135 135V136H134ZM148 135V136H147ZM164 135V136H163ZM195 135V136H194ZM231 135V134H230ZM246 135V136H245ZM188 136H191V137H188ZM127 137H129V138H127ZM132 139H131V138ZM139 138V139H138ZM149 138V139H148ZM152 138V139H151ZM154 138V139H153ZM165 138V139H164ZM187 138V139H186ZM254 138V139H253ZM189 139V140H188ZM228 139V140H227ZM119 140V141H118ZM125 140V141H126ZM148 140V141H147ZM152 140V141H151ZM174 140V141H173ZM182 140V141H181ZM184 140V141H183ZM227 141V142H226ZM230 141V142H229ZM179 143V145L178 144H176V143ZM183 142V143H182ZM187 142V143H186ZM224 142V143H223ZM121 143V144H120ZM145 143V144H144ZM148 145H147V144ZM150 143V144H149ZM160 143V144H159ZM185 143V144H184ZM222 143V144H221ZM228 143V144H227ZM232 143V144H231ZM181 144H184V146L183 145H181ZM235 146H234V145ZM264 144V143H263ZM125 147H123V146ZM154 145V146H153ZM156 145V146H155ZM165 145V146H164ZM222 145V146H221ZM226 146V147H224V146ZM230 145V146H229ZM233 147H232V146ZM247 146V149H246V146ZM257 146H259L258 145V143L256 144ZM261 145V144H260ZM121 146V147H120ZM128 146V147H127ZM179 146V147H178ZM192 146H193V148H192ZM229 146V147H228ZM256 146V147H257ZM146 149H145V148ZM155 147V148H154ZM177 147V148H176ZM197 147V148H196ZM235 147V148H234ZM238 147V148H237ZM250 147V148H249ZM261 147V146H260ZM260 147H258V148H260ZM264 146L262 145V147L261 148H263ZM95 148V149H94ZM124 148V149H123ZM245 148V149H244ZM249 148V149H248ZM186 149V150H185ZM221 149V152L219 151ZM231 149V150H230ZM233 149L234 150H236V151H233ZM264 149V148H263ZM124 150V151H123ZM145 150V151H144ZM149 150V151H148ZM152 150V151H151ZM156 150V151H155ZM147 151V152H146ZM160 151H162L161 153H160ZM164 151V152H163ZM187 151V152H186ZM191 151V152H190ZM215 151V152H214ZM231 151V152H230ZM125 152V153H124ZM149 152V153H148ZM153 152H154V155H152L153 154ZM187 154H186V153ZM220 154H219V153ZM225 152V153H224ZM228 152H230V153H228ZM241 153H242V151H240ZM189 153V154H188ZM209 153V154H208ZM215 153V154H214ZM238 153V152H237ZM191 154V155H190ZM230 154V156L228 157V155ZM97 155V156H96ZM149 155H150V157H149ZM156 155V159L154 158V156ZM214 155V156H213ZM222 155V156H221ZM125 156V157H124ZM133 156V157H132ZM160 156V157H159ZM187 157V159H186V157ZM190 156V157H189ZM229 158H227V157ZM234 156V155H233ZM100 157V159H98ZM220 157H224V159L223 158H219ZM32 158V159H31ZM150 158V159H149ZM154 158V159H153ZM189 158V159H188ZM123 159V160H122ZM127 159V160H126ZM149 159V160H148ZM159 161H158V160ZM206 159V160H205ZM226 159V160H225ZM38 160V161H37ZM100 160V162H98ZM129 160V161H128ZM154 160L157 162H155L154 163ZM218 160V161H217ZM224 160V161H223ZM29 161H31V162H29ZM47 161H48V163H47ZM102 161H103V159H102ZM153 161V162H152ZM39 164H38V163ZM52 162V163H51ZM59 162L62 164L61 166H60V164H59ZM94 162V163H93ZM165 162V163H164ZM213 162V163H212ZM223 162V163H222ZM226 162V163H225ZM30 163L31 164H33V167H30ZM63 163H65L66 165H67V167H69V168H65L66 167V165L65 166H63L64 164ZM78 163L82 166V164H83V167H82V169L84 170H82L81 169V166L79 167H77V169H76V165H78ZM88 163H89V165H90V167H89V165H88ZM105 163V164H104ZM122 163V164H121ZM126 163V164H125ZM154 163V164H153ZM164 163V164H163ZM48 164V165H47ZM56 166V167H53L54 165ZM86 164V165H85ZM94 164H96L95 166V168L94 169H91V168H93V165ZM97 164H102V167H101V165L99 166V165H97ZM104 164V165H103ZM158 164H163L164 165V167H163V165H162V168H160V166L158 165ZM211 164V165H210ZM222 164V165H221ZM37 165H39V166H41V168L39 167V166H37ZM52 165V166H51ZM58 165H59V167L60 168H58ZM92 165V166H91ZM122 165H124V166H122ZM128 165V166H127ZM152 165H153V168H156V165L160 168H156L157 169V171H155V169H153L152 168V170H154V171H152L151 170V167H152ZM155 165V166H154ZM256 165V164H255ZM255 165H250V167H251V172H248V173H246L245 174V178L242 180V185H243V187L244 186H246V187H248L249 185L251 186V185H254V187L255 186H260V188H258V190H257V187H253L255 190H257V191H263L264 190V175H263V168H261V167H259L258 168V170L257 169H255V171H254V168L256 167V166H259V164H257L256 166ZM45 166V167H44ZM72 166H75L73 169H72ZM120 166V167H119ZM176 166V167H175ZM199 167V168H196V167ZM230 168H228V167ZM56 168V169H53V168ZM62 167V168H61ZM87 167V168H86ZM102 169H101V168ZM122 167V168H121ZM175 167V168H174ZM202 167V168H201ZM207 167V168H206ZM39 168V169H38ZM90 168V169H89ZM108 168V169H107ZM122 169L121 171L119 170V169ZM180 168V169H179ZM192 168V169H191ZM227 170H226V169ZM49 169V170H48ZM57 169H58V171H57ZM79 169V172H77V170ZM87 169V171H85ZM95 169H97V170H95ZM123 169H125V171L123 170ZM127 169V170H126ZM129 169V170H128ZM132 169V170H131ZM188 169H189V171H188ZM191 169V170H190ZM196 169V172L194 171ZM197 169H199L198 171H197ZM48 170V171H47ZM72 171V173L74 174H72L71 172H69V175H68V171ZM75 170V171H74ZM81 170V171H80ZM95 171V172H93V171ZM99 170V171H98ZM101 170V171H100ZM135 170V171H134ZM203 170V171H202ZM257 170V171H256ZM261 170V171H260ZM53 171H56V172H54V173H51V172H53ZM83 171V173L84 174H82L81 172ZM89 171H91L90 172V174H88V172ZM123 171V172H122ZM129 171V172H128ZM159 171H158V173H159ZM192 171H194L193 173L195 174V173H197V172H199L198 174L200 175V176H197V178L196 179H193L192 177H193V175H192ZM205 171V172H204ZM259 171V172H258ZM45 172H46V174H45ZM47 172H48V174H47ZM76 172H77V174H76ZM87 172V173H86ZM96 172H97V175H96ZM102 172V173H101ZM127 172V173H126ZM134 172V173H133ZM156 174H155V173ZM173 172V174H171ZM188 172H190V173H188ZM203 172V173H202ZM226 172V173H225ZM255 172V173H254ZM44 173V174H43ZM56 173V174H55ZM260 173H261V175H260ZM39 174H37V177H38V182L37 183H39V181H40V179H39V177L41 178V176L39 175ZM52 174V175H51ZM71 174V175H70ZM93 174V175H92ZM104 174V173H103ZM102 174V175H103ZM109 174H107V175H109ZM126 174V175H125ZM134 174V175H133ZM168 174V175H167ZM175 174H176V176H175ZM186 174L188 175V176H190V177H188V176H186ZM197 174V175H198ZM255 174V175H254ZM53 175H55V176H53ZM67 175V176H66ZM77 175V176H76ZM88 175V176H87ZM95 175V176H94ZM109 175V176H110ZM119 175V174H118ZM170 175H171V177L172 176H174V177H170ZM50 178H49V177ZM100 176V175H99ZM130 176H131V178H130ZM150 176L151 177H153V179L152 178H150ZM185 176V177H184ZM53 177V178H52ZM67 177V178H66ZM110 177H112V175L110 176ZM177 177V178H176ZM52 178V179H51ZM94 178L96 179V182H94L95 180H94ZM139 178V179H138ZM171 178V179H170ZM174 178V179H173ZM186 178V179H185ZM22 179V180H21ZM66 179V180H65ZM136 179V180H135ZM140 179H142L141 180V182L139 181ZM183 179V180H182ZM189 179V180H188ZM190 179H192V180H190ZM251 179V180H250ZM48 180V181H47ZM55 180H59L60 182L58 183L57 181V183L55 182ZM63 180V181H62ZM85 180H87V181H85ZM129 180L130 181H132L131 183H129ZM136 181V182H133V181ZM138 180V181H137ZM151 180V181H150ZM154 180H155V182H154ZM163 180V181H162ZM174 180V181H173ZM186 180V181H185ZM190 181V182H188V181ZM255 180V181H254ZM260 182H259V181ZM263 180V181H262ZM25 184L24 186L27 188V186H28V188L30 189V191H29V189L27 188H22L21 187V185L23 186V184H22V182ZM83 181H85V183L83 182ZM90 181V182H89ZM144 181H147V182H144ZM165 181V182H164ZM183 181L185 182V186H187V187H184V183H183ZM21 182V183H20ZM50 182H51V184H50ZM53 182V183H52ZM56 183V187H58L59 189H61V190H58V188H57V190H56V188H55V183ZM61 182L64 184V182H65V184H67L69 187L72 185L73 187H74V190H72L73 189V187H71L72 189H70L69 190V188H68V186L66 185V187H65V184L64 185H62L61 184ZM74 182V183H73ZM81 182H83V183H81ZM92 182L94 183V184H92ZM138 182V183H137ZM151 182V183H150ZM152 182H154V183H152ZM171 182H173L172 184H170ZM182 182V183H181ZM187 182V183H186ZM208 182H210V184L208 183ZM246 182V183H245ZM254 182V183H253ZM0 183H2L1 182V180H0ZM69 183H70V185H69ZM192 185H191V184ZM250 183V184H249ZM256 183H258V184H256ZM54 184V185H53ZM59 184V185H58ZM62 185V187H61V185ZM82 184H84L83 185V187H82ZM88 185V186H86V185ZM90 184V185H89ZM96 184V185H95ZM140 184V185H139ZM160 184V183H159ZM188 184V185H187ZM249 184V185H248ZM260 184V185H259ZM30 185H32V186H30ZM51 187H50V186ZM75 185V186H74ZM94 185V186H93ZM132 185V186H131ZM161 185V184H160ZM163 185V184H162ZM30 186V187H29ZM93 186V187H92ZM96 186V187H95ZM135 186V187H134ZM172 186V187H171ZM175 186V187H174ZM236 186V185H235ZM0 187H2V185H0ZM19 187L21 188V189H19ZM50 187V188H49ZM78 187V188H77ZM83 188L84 190H82L81 188ZM96 189H95V188ZM109 187V186H108ZM183 187L185 188L184 190H183ZM191 187V188H190ZM215 187V188H216ZM237 187H239L238 185H237ZM237 187H235V189L237 188ZM53 188H55L54 190H52L53 192H50L51 194L52 193H54L55 191H56V193L55 194H53L54 196L51 198V196H49V195H51L50 193L47 195V196H49V197H47V196H45L46 195V193L48 192V191H51L50 189H53ZM69 190L68 192H69V194H68V192L66 193V191H67V189ZM113 188V189H112ZM24 189V191L23 192H21V190H23ZM76 189V190H75ZM88 191L87 192V194L86 195H83V194H85V193H83V192H86V190ZM93 189H94V191H93ZM153 189H155V188H153ZM238 189V188H237ZM44 190V191H43ZM47 190V191H46ZM66 190V191H65ZM91 190V191H90ZM96 190H98V191H96ZM28 191H29V193H28ZM63 191V192H62ZM79 191H81V192H79ZM102 191V192H101ZM32 192V191H31ZM59 192H62V193H58ZM72 192V193H71ZM75 192V193H74ZM78 192L80 193V195H81V198L79 197V194H78ZM108 192V193H107ZM124 192V193H123ZM71 193V194H70ZM77 193V194H76ZM94 193V194H93ZM102 193V194H101ZM103 193H104V195H103ZM107 193V194H106ZM122 193V194H121ZM66 198H64L62 195ZM68 194V196L70 197V199L68 198V196H66ZM76 196H74V195ZM91 196H90V195ZM99 194H100V196H99ZM121 194V195H120ZM126 194V195H125ZM180 194V195H179ZM56 195H59V196H56ZM84 197H83V196ZM87 195H88V197H87ZM102 195V196H101ZM29 196V197H28ZM41 196H44V197H46V198H49V200L48 199H46V198H44L43 199V197H41ZM61 196H62V198H61ZM77 196H78V199L80 198V199H86L85 201H83V205L81 204V206H82V209L84 208V210H82L80 207L81 206H78L77 207ZM107 197V198H104V197ZM117 196V197H116ZM181 196V197H180ZM185 196V197H184ZM24 197H26V199L24 198ZM40 197H41V199H40ZM58 197V198H57ZM86 197V198H85ZM103 197V198H102ZM110 197V198H109ZM156 197V198H155ZM158 197H159V199H158ZM189 197H190V199H189ZM30 199V201H28L29 199ZM50 198H51V200H50ZM55 198V199H54ZM63 199L62 201H64V199L65 200H67V198L69 199V200H67V201H70V202H62L61 201V199ZM113 198V199H112ZM155 198V199H154ZM46 199V200H45ZM57 199V201L55 202V200ZM59 199H60V201H59ZM77 199V200H76ZM89 199V200H88ZM107 199V200H106ZM109 199V200H108ZM154 201H153V200ZM156 199H158V201L156 200ZM161 199V200H160ZM175 199V200H174ZM183 199V200H182ZM189 199V200H188ZM10 200H12L11 198H10ZM49 201V204H48V201ZM74 200V201H73ZM104 200H105V203H104ZM111 200H113V201H111ZM125 200H126V202H125ZM156 200V201H155ZM12 201H15V200H12ZM43 201V202H42ZM50 201H51V203H50ZM55 202L54 204H55V206L57 207H55L54 206V208L52 207L53 205V203L52 202ZM71 201H73V202H71ZM79 201V200H78ZM102 201V202H101ZM110 201V202H109ZM154 203H153V202ZM172 201H174V202H172ZM184 201H186L185 203H184ZM191 201V202H190ZM193 201V202H192ZM23 202V203H22ZM40 202H41V204H40ZM47 204H46V203ZM59 202V203H58ZM75 202V203H74ZM113 202H115V203H113ZM155 202H156V204H157V206L154 208V207H151L153 204H155ZM158 202V203H157ZM190 202V203H189ZM202 202V203H201ZM9 203V202H8ZM14 203V202H13ZM43 203V204H42ZM63 204V206H61L62 204ZM67 203H68V205H67ZM103 204V205H101V204ZM121 203V204H120ZM187 203V204H186ZM204 203V204H203ZM225 203V204H224ZM14 204H16V203H14ZM36 205V206H34V205ZM40 204V205H39ZM60 204V205H59ZM73 204H75V206L73 205ZM99 204L101 205V206H99ZM105 204V205H104ZM165 204V205H164ZM168 204V205H167ZM177 206H176V205ZM196 206H195V205ZM2 204H0V206H1ZM39 205V206H38ZM44 205V210H43V206ZM45 205H46V207H45ZM50 206L49 208H48V206ZM52 205V206H51ZM68 206L69 208L72 206V212H70L71 210H68L69 208L68 207H66V206ZM113 207H112V206ZM171 205V206H170ZM193 205V206H192ZM241 205H244L243 203H241ZM63 208V211H60L62 208ZM64 206H65V209L68 211H66L65 209H64ZM98 206V207H97ZM107 206V207H106ZM175 206V207H174ZM189 208H188V207ZM58 207H60V208H58ZM75 207V208H74ZM77 207V208H76ZM112 207V208H111ZM164 207L166 208V207H170V208H166L167 210L165 211V209H164ZM187 207V208H186ZM193 207V208H192ZM196 207V208H195ZM73 208H74V210H73ZM111 208V209H110ZM150 209V211H149V209ZM157 208V209H156ZM173 208V209H172ZM204 208V209H203ZM6 209V210H5ZM46 209H48V210H46ZM51 209H53V211H55V212H57V213H55V212H53L54 213V215H55V218L53 217H51L48 213H50V214H52L50 211H51ZM54 209H56V210H54ZM71 209V208H70ZM76 209V210H75ZM79 210V213L77 212L78 210ZM97 211H96V210ZM162 209V210H161ZM169 209V210H168ZM225 209V210H224ZM9 210V213L7 214V211ZM38 210V211H37ZM59 210V211H58ZM82 210V211H81ZM101 210V211H100ZM109 210V211H108ZM151 210H152V213H151ZM158 210V211H157ZM193 210V211H192ZM207 210V211H206ZM66 211V212H65ZM74 211H75V213H78V215H80V216H76V214L74 213ZM81 211V212H80ZM94 211L96 212V214H94ZM99 211V212H98ZM105 211V212H104ZM157 211V212H156ZM163 211H165L164 213H163ZM191 211H192V213H191ZM208 212V213H206V212ZM37 212H38V214H37ZM61 212H62V214H63V212H65V213H72V214H74V216L72 215V214H65L66 216H63V215H61ZM104 212V213H103ZM172 212V213H171ZM198 212H201V213H204V214H202V216L200 215L201 213H198ZM212 212V213H211ZM7 215H6V214ZM10 213H12V217L9 215ZM43 214L42 216V219H41V215L40 214ZM100 213V215H98V214ZM114 213L116 214V216L114 215ZM155 213V214H154ZM196 213H198V216L200 217H198L197 215H196ZM209 213H210V215H209ZM220 213H222V214H220ZM224 213V214H223ZM19 214V217L17 216ZM57 214V215H56ZM104 214V215H103ZM154 214V215H153ZM195 214V215H194ZM47 215H48V219L46 218L47 217ZM53 215V214H52ZM142 215V217H141V221H140V216ZM144 215H146V216H144ZM14 216H16L17 218H15ZM57 216V217H56ZM63 217V219H65L67 216L69 217H71L70 219L67 217L66 218V220L68 221H65V220H63V219H61V221L63 222L64 221V223L63 224H61L62 222L60 221V219H58V217ZM96 216V217H95ZM99 216V217H98ZM108 216V217H107ZM113 216V217H112ZM148 216V217H147ZM152 216V217H151ZM206 216V217H205ZM6 217V218H5ZM45 217V219H43ZM50 217L52 218V219H50ZM79 217V218H78ZM110 217H112V218H114V220L112 219V218H110ZM117 217V218H116ZM10 218V219H9ZM93 218V219H92ZM119 218V219H118ZM128 218V217H127ZM145 218V219H144ZM176 218V217H175ZM198 218V219H197ZM203 218V219H202ZM204 218H206V219H204ZM224 220H223V219ZM232 218V219H231ZM17 219H19V220H17ZM21 219V220H20ZM59 220V222H61V223H59L58 224V222H56L57 220ZM77 219L79 220V221H77ZM103 219V220H102ZM121 219H123V220H125V221H123V220H121ZM176 219H178V218H176ZM222 219V221H223V225L222 224H220V223H222V221L221 222H218V221H220ZM6 220V221H7ZM27 220V221H26ZM44 220H45V222H46V224L44 223ZM52 220H54V224L52 223L51 224V221ZM73 220H75L76 222H74L75 223V225H76V227L74 226V227H70L71 226V224H73V222L72 221ZM94 220H95V222H94ZM101 220V221H100ZM165 220V221H164ZM218 220V221H217ZM232 220V221H231ZM234 220V221H233ZM20 221V222H19ZM23 221H24V223H23ZM47 221H48V223L50 224V225H48L47 224ZM50 221V222H49ZM72 223H71V222ZM97 221V222H96ZM104 223H103V222ZM113 221V222H112ZM117 221V222H116ZM120 221H121V223H122V221H123V225L122 224H120ZM160 221V222H159ZM194 221V222H193ZM197 221V222H196ZM29 222H30V224H29ZM53 222V221H52ZM55 222H56V224H55ZM70 222V223H69ZM78 222V223H77ZM79 222H81V223H79ZM163 222V223H162ZM165 222H166V224H165ZM170 222V223H169ZM211 222H213V223H211ZM225 222V223H224ZM66 223H67V225H70L69 227L70 228H75V229H73V230H75L73 233L71 232L72 230L70 229V232L68 233V231L67 230H69L68 229V226L66 225ZM97 223V224H96ZM113 223H115V224H113ZM118 223V224H117ZM216 223H219L220 225H218V224H216ZM28 224L30 225V226H28ZM79 224V225H78ZM104 224V225H103ZM108 224H113L112 225V227H111V225H108ZM120 224V225H119ZM125 224H127L128 226H126ZM172 226H171V225ZM174 224V225H173ZM192 224V225H191ZM207 224V225H208ZM227 224V225H226ZM47 227H45V226ZM51 225L54 227V225L56 226L55 228H53V227H51ZM66 225V226H65ZM105 225H107V226H105ZM119 225V226H118ZM168 225V226H167ZM192 227H191V226ZM203 225V227L204 228H206V226L204 225V224H202ZM217 225V226H216ZM226 225V226H225ZM261 225V224H260ZM259 225V226H260ZM263 226H264V222H263V224H262ZM261 225V226H262ZM44 226V227H43ZM60 226H61V228H60ZM86 226V227H85ZM117 226V227H116ZM122 226V227H121ZM131 226V227H130ZM161 226H162V228H161ZM164 226V227H163ZM166 226V227H165ZM183 226H185L186 227V225H183ZM224 226V227H223ZM261 227L262 229L264 228V227ZM25 227V228H24ZM28 227V228H27ZM29 227H31V229L29 228ZM36 228V230H35V228ZM63 227H64V229H63ZM65 227H66V230H65ZM83 227V228H82ZM85 227V228H84ZM103 227H105V228H103ZM161 228V230H160V228ZM175 227V228H174ZM191 227V228H190ZM215 227V228H214ZM217 227V228H216ZM219 227V228H218ZM33 228V229H32ZM40 228H42V229H40ZM62 229L63 231L61 232V230L60 229ZM87 228V229H86ZM93 228V229H92ZM123 228V229H122ZM131 228V229H130ZM157 228V229H156ZM163 228H165V230H166V233L168 234V233H171L170 235H167V234H165L164 233V235H165V237H164V235H163V233H159L160 231H162L163 230ZM177 228H179V229H177ZM20 229V230H19ZM25 229H30V231L28 232V231H26ZM76 229H78V230H76ZM86 229V230H85ZM98 229V230H97ZM111 229V231H109ZM119 229H120V231H119ZM125 229V230H124ZM191 229V230H190ZM232 229H227L228 231V234H231L232 233V235H233V232H231V231H233ZM24 230H25V232H28V233H30L31 232V230H32V232L30 233V234H28V235H26L27 233H25L24 234ZM39 230L41 231V232H39ZM66 231V233H68V234H71V237L69 236V235H67V238H66V242H64V243H67V244H65L64 246H63V248H64V251H67V253L66 252H64V251H62L63 250V248H62V246H61V244L63 245V241L62 240H64L65 238H64V235L63 234H65V231ZM93 230V231H92ZM160 230V231H159ZM165 230H163L164 232H165ZM169 230H171V231H169ZM178 230V231H177ZM190 230V231H189ZM247 230V231H246ZM257 230V229H256ZM255 230V231H256ZM264 230V229H263ZM22 231H23V233H22ZM36 231V232H35ZM54 231H50V232H53L54 233ZM77 231V232H76ZM97 233H96V232ZM114 231V232H113ZM117 231H119V233L117 232ZM129 231V233H130V235H129V233H127ZM162 231V232H163ZM168 231V232H167ZM173 231H175V232H173ZM204 230H203V228H202V230L200 231H198V234L200 233L201 234V232H203ZM242 231V232H241ZM251 231V232H250ZM19 232H21V234L19 233ZM89 232V233H88ZM93 232H94V234H93ZM111 233V234H108V233ZM117 232V233H116ZM135 232V233H134ZM221 232H223V231H221ZM221 232H220V234H221ZM240 232V233H239ZM247 232H249V233H247ZM33 233H34V235H33ZM38 233V234H37ZM61 233V234H60ZM63 233V234H62ZM174 233V234H173ZM185 233V234H186ZM35 234H37V236H35ZM44 234H46V233H44ZM83 234V235H82ZM97 234V235H96ZM102 234H103V236H102ZM106 234H108V235H106ZM178 234H181L180 232L178 233ZM177 234V235H178ZM198 234L196 235V237L198 236ZM217 235L218 237H220L221 235ZM248 235V237H247V235ZM264 234V233H263ZM66 235V234H65ZM93 235V236H92ZM105 235V236H104ZM115 235H117V236H115ZM163 235V236H162ZM167 235V236H166ZM182 235V234H181ZM244 235V236H243ZM251 235V236H250ZM56 236V237H55ZM86 236V235H85ZM85 236H84V239H81V240H85L86 238H85ZM108 236V237H107ZM113 236V237H112ZM178 236H180V235H178ZM46 237V236H45ZM47 237H48V235H47ZM66 237V236H65ZM72 238L71 240H70V238ZM105 237H106V239H105ZM181 237V236H180ZM246 237V238H245ZM29 237H27V239L25 238V240H28V242H29V239H30ZM61 238V239H60ZM64 238V239H63ZM108 238V239H107ZM110 238V239H109ZM176 238H177V236H176ZM248 238V239H247ZM251 238V239H250ZM60 239V240H59ZM67 239H69V240H67ZM113 239V240H112ZM164 239V240H163ZM178 239V238H177ZM242 239H243V241H244V243H243V241H242ZM246 239H247V241H246ZM262 239H264V235L262 236V238H260V241H261V244H263V246H264V240H262ZM73 240V241H72ZM101 240V242L104 244V242L106 243V244H99V243H101V242H99ZM103 240V241H102ZM105 240V241H104ZM110 240V241H109ZM106 241H108V242H106ZM253 241V242H252ZM57 242H62L61 244L59 243V245H58V243ZM96 242H99L98 244L96 243ZM122 244H121V243ZM188 242V243H187ZM227 242H229L230 243V239L229 240H226V241H224V243H223V241H219L218 242V245L219 244H228ZM254 242H256V243H254ZM49 243V244H48ZM178 243H179V241H178ZM181 243V242H180ZM245 243V244H246ZM30 244H31V246H30ZM47 244V245H46ZM97 244V245H96ZM169 244H172L173 245V247L175 248H177L178 250H176V248H175V251H174V248L172 247V245H169ZM244 244V245H245ZM253 244H254V246H253ZM29 248H31L32 246H34L32 243H30L29 242V244H26ZM111 246V247H110ZM171 246V247H170ZM262 246V247H263ZM74 247H76V245H74ZM74 247H72V248H74ZM104 247H106V248H104ZM108 247V248H107ZM244 247V246H243ZM33 248H35V246L33 247ZM58 248V249H57ZM96 248H98L97 250H96ZM102 250H100V249ZM165 248V249H164ZM188 248V249H187ZM214 248V247H213ZM212 247H210L209 249H205V250H203V249H201V250H203V254H202V251L201 250H199V251H201V252H199V253H201L202 255H203V257H204V254L205 253H208L207 255H209V257L207 256H205L207 259L208 258H210L212 255H215V253H218L217 251L216 252H214L215 251V248L213 249ZM43 249V250H44ZM62 249V250H61ZM66 249H68V247L66 248ZM95 249V250H94ZM211 249H213V250H211ZM19 250L20 249H18V251H16V253H17V255L18 254H20L19 256H20V260H22L21 258H23V257H25L26 256V254H24L26 251H24V250H20L21 251V253L22 252H24L23 254L25 255H23V254H21L20 252H19ZM43 250H42V255L44 256L45 254L48 256V251H47V253L45 252H43ZM69 250V249H68ZM101 251L100 253H101V255H100V253H98L97 251ZM45 251V250H44ZM62 251V252H61ZM115 251H116V254H115ZM125 251V252H124ZM164 251V252H163ZM190 251V252H191ZM204 251H205V253H204ZM207 251V252H206ZM211 251H213V253H211ZM41 252V251H40ZM94 252H96V253H94ZM105 252V253H104ZM117 252H119V253H117ZM211 254H210V253ZM15 253V254H16ZM44 253V254H43ZM63 253H65V254H63ZM100 255H98V254ZM102 253H103V255H102ZM121 253H123V257H122V255H121ZM199 253H197V254H199ZM65 255V257L63 256V255ZM118 254V255H117ZM175 254V253H174ZM174 254H172V257H173V255ZM30 254L28 253V256H29ZM37 255H38V257H37ZM41 255V253H37L36 254V257H34L35 256V254H34V256L33 255H30V257L33 259H35V260H37L36 262H34L35 260L33 259V261L31 260V262H34L35 264H41V260H42V258L41 257H43L42 255ZM68 255V256H67ZM90 255V256H89ZM95 255V256H94ZM104 255H106L105 257H104ZM109 257H108V256ZM135 255V256H134ZM166 255H167V257H166ZM263 256H262V259H261V261L259 262V264H263L264 262V252H263V254H262ZM16 256V255H15ZM40 256V257H39ZM92 256L94 257L93 259H92ZM97 256H99V257H97ZM103 258H102V257ZM215 256H217V255H215ZM214 256V257H215ZM221 256V255H220ZM220 256H218L219 257V259H220ZM16 257H18V256H16ZM28 258L27 256H26V259L28 258V261H30V259L31 258ZM61 257L63 258V259H61ZM67 257V258H66ZM80 257H83V259L82 258H80ZM89 257V258H88ZM117 257V258H116ZM121 257L122 258H124V257H126L127 258V260H128V258H130L131 259V261H130V259L127 261L126 259H122L121 260ZM164 257H166L165 259H164ZM205 257L203 258V259H205ZM218 257L217 258H213V259H211L210 258V260L208 261L207 259H205L206 261L205 262H207L208 264H214V260H218ZM37 258H39V259H37ZM84 258H86V259H84ZM2 259H3V257H2ZM12 259V258H11ZM10 259V261H11V264L12 263H17V264H19L18 262H17V260L18 261H20L19 260V257L16 259L15 258V261L16 262H14V259H12L11 260ZM23 259H25V258H23ZM41 259V260H40ZM77 259V260H76ZM79 259L81 260V261H79ZM87 259L90 261V262H88L87 261ZM91 259V260H90ZM120 259V260H119ZM157 259H158V261H157ZM172 259V258H171ZM171 259H167V260H171ZM74 260H76V262L74 261ZM93 260H95V261H93ZM98 260V261H97ZM140 260V261H139ZM212 260V261H211ZM23 261V260H22ZM22 261H20V264H26V263H24L25 262V260H24V262L22 263ZM39 261H41V262H39ZM52 261H53V263H52ZM55 261V262H54ZM79 261V262H78ZM92 261H93V263H92ZM122 261V262H121ZM123 261L125 262V263H123ZM136 261V263H134ZM145 261V262H144ZM211 261V262H210ZM218 261H221V260H218ZM30 262V263H31ZM49 261H48V263H50ZM99 262V263H98ZM102 262V263H101ZM106 262V263H105ZM132 262V263H131ZM141 262V263H140ZM165 264L167 263V262H165V261H163ZM169 262V261H168ZM216 263L215 264H218V262L217 261H215ZM29 262L27 263V264H30ZM163 263V264H164ZM207 263H204V264H207ZM222 262H220L219 264H221ZM60 264H64L63 263V261L60 263Z\"/></svg>",
  "mask_w": 264,
  "mask_h": 264
}]
</instances>
